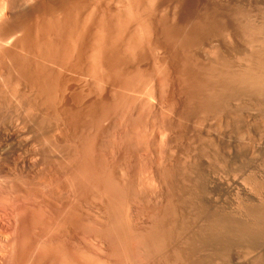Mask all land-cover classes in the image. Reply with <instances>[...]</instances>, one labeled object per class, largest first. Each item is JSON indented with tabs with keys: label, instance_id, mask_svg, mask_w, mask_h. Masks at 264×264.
<instances>
[{
	"label": "rangeland",
	"instance_id": "374dc122",
	"mask_svg": "<svg viewBox=\"0 0 264 264\" xmlns=\"http://www.w3.org/2000/svg\"><path fill=\"white\" fill-rule=\"evenodd\" d=\"M5 1H6V3H5ZM133 1L135 2V4L133 3ZM180 1H182V2H180ZM180 1L179 0H130V1L129 0H0V18H1L0 19V69H1L0 70V91L4 88L0 92V94H1L0 95L1 96L0 97V105L1 104L4 105L6 103L9 104L8 106L6 104V106H7L6 108L7 109L4 112L5 113L4 115H6L8 117V120H7V122L4 125L0 126V133H3L8 138V140L6 142L5 141L3 142L2 140H0V152H2V154H1L2 156L0 155V175H5V174L9 175L13 171L15 172V170L17 168H20L19 170H21V171L22 170L28 171L29 170L28 167L33 163V161H31L32 160L31 157H33L32 154L35 155L36 152L47 151L49 148L51 149L53 147L56 148V149H59L61 151L66 150V148L70 149V148L76 147L77 145L81 144L82 139H84L86 137V135L91 137L93 142L95 140H97L96 143L94 142V145H93V148L95 150L97 148L103 147L104 144L106 143L105 145L108 144V146H109L106 149V150H108L109 157L117 158L118 156H122L124 154V151H123L124 147L122 145V142H123L124 138L128 137L132 133L131 132L132 129H130L132 126L130 124L132 123V121H135L136 118H137L136 117V115H137V111L136 110L139 109V108H142V109L144 108L143 109L144 110L143 115L147 117V122L143 126L145 128V130H146V131H143V137L146 140V143H145L144 146H142L140 148L139 151H137L136 159H132L131 160L132 167L135 170H131L130 169L132 172H134L131 181L137 183V186L139 187L138 193L141 196V198H140V196L137 198V199H139V201L136 199L138 201L139 207H138L137 204H135V201H133V205H132V202H129V203H131V205L129 207L133 209L132 212L135 209L139 210L140 207H144L147 203L150 202V201L146 202V204H145L143 201H141L142 198H144V196H143L144 194H147L148 199L151 200L150 203H152V205L155 206V207H157L158 203L161 204V202H162L163 195L162 196H161V194L159 195L160 191L154 190L155 188L153 189V184L156 185V183L151 181V174H150V171L146 168L145 163H153L154 162V164L156 166L160 167L161 169H164L165 166H166L167 168H165L164 170L168 169L167 172H168L170 178L171 177L173 178V179L169 178L170 179L169 181H172V182H170L171 183V186H170L171 190L173 189L172 190L173 194L176 193V195H177V196L175 195L176 198H174L175 196H173V194H172V196H173L172 200L175 203L177 202L176 204L178 205V207H179V205H180V207L182 205L185 206V203H186L187 199L189 198L191 200L193 199L194 204L196 203L195 200H197L196 204H198L199 203L198 200H200L201 203L199 204V206L200 205L204 206L205 203H206V205L204 207H206V208L208 207L207 209L208 210L210 209L209 211H215V209L218 207L219 209L218 208L216 209V210H218V212L220 211V209L222 210V211H220V213H222V212H224L226 210L224 212V214H228V216H231L230 217V222L229 221H227L228 223L226 222L227 223L226 228H227L228 231H227V233L224 234L225 236L223 235V238H221L222 241L221 240L219 241L220 244L218 242L215 243L211 239L210 240L204 239L203 241H201L203 244L201 242H198L197 240H194L193 247L196 245L195 246L196 249L193 248V247L189 248V251L192 249L190 251L191 253L190 252L188 253L189 263H193V262H191V261H193V260H191L193 258V259H195V261H194L195 263H198L200 261V263H212V264L213 263L214 264H222V263L223 264L224 263L225 264H232V263L233 264H238V263L239 264H245V263L246 264H249V263L250 264H254V262H255V264H259L261 262L260 260H262L261 264H264V249H263L264 248V231H263L264 230V228H263L264 227V221H263L264 220V202H263L264 200L262 201L259 198H258L259 200H257V196L254 194L257 191H260V192L264 191L263 187H262L263 189L258 190V187L261 188L260 185L258 187H256L257 184H259V183H261L264 186V180H262V178H261V177H263V179H264V152H263L264 151V121H263L264 120V113H263L264 112V107H263L264 106V99H262L264 97L255 98V97L250 96V95H246V94L243 95L242 94V95H239V96H236V97H232L233 100L232 99H228L227 100L228 102L226 101V103H227L226 106H224L225 105L224 104L222 109H219L221 107H219L217 109L218 112L220 110L219 114H217V112H212L213 114L212 113L211 114L210 113H206L205 114L203 112L200 113L201 110H199L197 107H195L196 106L195 104L187 103L188 101H187L185 95L181 92V88L182 87H180L181 86V84H180L181 83L180 74H178V73H180V72H178L179 67H181L180 62L182 64L185 63V62H190L191 66H190L189 63H187L190 68H193L196 65L198 66L199 65L198 62H200V64H202V65L198 66L199 69H201L203 67L204 68H208V67H210V64H211V66L213 68H214V66L216 67L214 69L217 70L218 72H219V70H224V69H227V68H231L232 65H233V67H232L233 70L232 69H227V70H231V72H238V71H240V68H241V70L246 68L248 66L247 65V62L249 61V58H248L249 56L248 55L250 53V52L249 53H246V52H248L249 49L254 50L257 46L258 47L256 49H259V47L260 48L264 47L263 40L261 39L263 37V35H260L259 39H258L259 41L252 43L253 44L252 45L250 43H247L240 35L237 34V32L234 29L235 25L231 24V23H233L234 16H236V18H238V19L242 18V17H240V15L242 16V12H244V14H245V12L247 11L248 12V13L246 12V16L247 17L243 14L244 19L246 18L247 20H251L250 22L253 23V25L256 24L255 26H257V25L261 26L262 23L264 24V0H207V1L206 0H180ZM18 2H19V4H18ZM214 2H216V3H214ZM133 4L137 5V6H132ZM205 4H207V5H205ZM227 4H229V5L227 6ZM3 5L4 6L7 5L8 7H4ZM144 6H145V8L147 10L144 8ZM225 6L227 8H225ZM7 8H8V11L6 10ZM143 8H144V10H143ZM131 9H132L133 13L130 15V13L132 12ZM135 9H136V11H135ZM216 9L218 10V12L216 11ZM238 9H241V10H238ZM231 10H232V12H231ZM202 12H203V14H206V12L210 13L212 15L215 14L214 16L217 17L218 19H224L225 18V20H223V21L220 20V22H222V24L213 27L214 30L212 28L209 29V30L208 29H203V30L199 31V33H196L195 34L196 36L195 35H193V36L189 35L190 23L192 22V20L197 15L196 13H198V15L199 14L201 15ZM236 12H237V14H236ZM1 13H3V14L1 15ZM238 15H239V17H238ZM56 16L59 18L60 22L63 21L62 23H64V25H66V26H63L62 23L58 22V20L56 19ZM64 17H65V19H64ZM162 18L165 21L162 22ZM253 18H255L256 20L255 19L252 20ZM228 19H229V21H228ZM257 19H259V20H257ZM49 20H51V21H49ZM39 21H40V23H39ZM54 21L58 22V23L54 24V27L59 30V34L60 35L58 33H56V32H58V30H56V32H55V28L53 30V27H51V30H53V32L51 30H49V33L50 32L51 33L50 34L47 33L48 29H50V26L51 25L53 26ZM66 21H69V22L67 23ZM157 22H159V24H156ZM254 22H255V24H254ZM43 23H45V24L50 23L51 24V25L48 24L49 27L47 26V31L44 29L46 27H44L45 24H43ZM166 23L168 24V26L163 28L162 26H165L163 24H166ZM35 24H36V26H35ZM42 24H43L44 28L42 27ZM263 24H262V26H263ZM33 26L36 29V32L34 31L35 29H33ZM40 26H41V28H43V30H39L38 27H40ZM179 26H180V28H178ZM63 27H65V29ZM66 27H67V29H66ZM75 27H76V29H75ZM221 27H222V29H221ZM168 28L171 29L172 31L170 32V30ZM30 29H32V30L29 31ZM68 29H69L70 32L68 31ZM108 29H110V30H108ZM161 29H162V31L164 29L167 31L166 35L164 34L165 31L162 32ZM215 29L217 30V32H216ZM44 30L46 31V34L43 33V32H45ZM62 30H65V31L63 32ZM72 30H73V32H72ZM176 30L178 32H176ZM33 31L35 32V34H34ZM60 31H62V32H60ZM174 31H175V33H174ZM205 31H206L207 34L205 33ZM212 31L213 32L215 31V32L211 33ZM224 31H226L227 34H229L230 38H229V36H225L227 34H226V32L224 33ZM26 32L28 34H26ZM184 32H186V34L189 35V38H188V35H186ZM201 32H203V33L201 34ZM218 32H220V33H218ZM113 33H115V35H113ZM160 33H162V36L160 35ZM171 33H173V34H171ZM51 34L54 36V38H53V36H51ZM61 34H63V35L61 36ZM67 34H68V36H67ZM199 34H201V35H199ZM57 35H59V37H57ZM167 35H168V37L172 36V38L171 37H170L171 39L168 38ZM181 35H182V37H181ZM222 35L225 38H223ZM114 36L117 37V38L115 39ZM174 36L178 37V38H175ZM218 36H219V38H218ZM25 37H26V39L29 38L30 41H29V39L26 40ZM63 37H65V38L67 37V39H65ZM109 37H111V39ZM185 37H186V39H183ZM193 37H195V39L197 38L196 39L197 42L193 39ZM162 38H164V39H162ZM204 38H205V40H204ZM222 38L225 40L226 43L224 41H222ZM114 39L116 40L117 43H115ZM178 39H180V40H178ZM213 39H215V40H213ZM53 40H54V42H57V43H54ZM181 40L182 41L184 40V41L182 42ZM185 40L188 41L186 43L187 45L184 43ZM226 40H228V41H226ZM20 41H22V43H19ZM41 41H43V44H41L42 43ZM50 41L53 44H51ZM180 41H181L182 44H180ZM108 42H109V44H108ZM167 42H168V44H167ZM18 43L20 44V46H19ZM160 43H161L162 46L160 45ZM197 43H200V45L197 44ZM32 44H33L35 49L33 48ZM58 44L62 45V46H58ZM107 44L109 45V47L112 45L113 48H112V46L109 48ZM175 44L177 46H175ZM13 45H15V46H13ZM43 45L46 46V49L49 52H47L46 49L43 50L45 48ZM103 45H105V46H103ZM143 45H144V48L147 47L148 50L149 51L151 50V51L149 52L147 50V48L144 49ZM171 45H173V46H171ZM195 45L198 46L197 49H196ZM247 45L251 46V47L248 48ZM38 46L40 48L41 47L42 48L41 49H37V48H39ZM49 46H52V48H53V46H54V48L56 47L55 48L56 51L53 50L54 48L52 49L51 47L50 48L52 49V51H50ZM182 46H184V48ZM192 46H194V47H192ZM20 47H22V48H20ZM30 47H31V50H29ZM67 47H68V49H67ZM101 47H102V49H101ZM105 47H107V48H105ZM177 47H178V49H177ZM186 47L188 48V50H187ZM16 48H18L17 51H16ZM32 48H33V50H32ZM65 48L67 49L68 52L66 51ZM206 48H208V50H210V51H208ZM20 49H23V50H20ZM140 49H142V50L140 51ZM180 49L184 50V51L186 50L187 53H185L184 51H180ZM205 49H206V51L203 52ZM213 49H215V51H217L216 54H213V52H215ZM10 50L14 54H16V56ZM40 50H43V51H40ZM112 50H113V52H112ZM175 50H176V52H175ZM5 51H6V53H5ZM53 51H54L55 54H57V53H59V54H57V56H56L55 54H53ZM189 51H191V52H189ZM34 52H36V53H34ZM46 52H47V54H46ZM62 52H63V54H62ZM103 52H105V53H103ZM10 53H12V54H10ZM37 53L41 54L40 55L41 57H39V55ZM181 53L182 54L185 53V55H182ZM245 53H246V57L247 58L244 56ZM6 54H8V55H6ZM27 54H28V56L30 58L27 56ZM35 54H36V56H35ZM42 54L47 55V59H46L45 55L43 56ZM48 54L49 55H55V56H53V58H50ZM64 54H66V55H64ZM67 54H68V56H67ZM105 54L107 56H105ZM191 54H192L193 57L191 56ZM62 55L64 56V58H63ZM10 56H12V57L10 58ZM114 56H116V57H114ZM179 56L180 57L183 56V58H180ZM184 56H185V58H184ZM187 56H188L189 61H188V59H186ZM14 57L16 59H18V60H16ZM36 57H37L38 60H36ZM43 57H45V58H43ZM143 57H145V58H143ZM195 57H196V59H195ZM217 57H219L221 60L219 58H217ZM13 58L15 59V61H14ZM26 58H28V59L26 60ZM48 58L50 59V61H49ZM54 58L55 59L57 58V60H56L57 62H55V60H53ZM60 58H62L61 62H60ZM110 58H112V59L110 60ZM114 58H117V61ZM190 58H192V60L193 59L194 60L190 61ZM216 58L218 59L217 62H215ZM2 59H3L4 62L2 61ZM19 59H22V61L19 60ZM33 59L36 60V61L35 62H33V61L30 62V60H33ZM39 59H41V60H39ZM42 59L43 60L45 59V61H44V65L45 66L42 63V61H43ZM77 59H79V60H77ZM118 59H120V60L118 61ZM123 59H124V61H121ZM245 59H248V60L245 61ZM62 60H64V61H62ZM225 60H226L227 63L225 62ZM237 60H239V61H237ZM53 61L56 63V65L52 66V69H51V67H49V66L53 65ZM220 61L223 62V64ZM39 62H40V64H39ZM127 62H129V63H127ZM191 62L194 63V66L192 65ZM224 62H225V64H224ZM37 63H38V65H36ZM27 64H29L31 66L28 65L27 67H25ZM34 64H35V68L37 67L36 71L38 73H34V72H36V71H34L35 69L33 68ZM62 64L64 65L65 68L63 67ZM117 64H118V66H117ZM130 64H132V66ZM208 64H209V66H208ZM219 64L227 65L228 67L227 66H222V68H221V65H219ZM5 65L7 67H5ZM40 65H43L44 67L40 66ZM216 65H219L220 68L218 66H216ZM229 65H231V67ZM113 66H114V68H116V71H117L118 74H115L116 71H114L115 69L112 68ZM197 66L195 68H197ZM28 67H29V69H28ZM31 67L34 70H32ZM39 67H42V69L47 67L46 71H44L45 69L42 70L44 72V74H43V72L41 70H38ZM117 67H119V69ZM108 68H109V70H108ZM24 70L25 71L27 70L28 72H30L31 73V77H29L30 73H27V71L25 72ZM40 71L42 72L43 75L40 74L41 73ZM55 71H58V72L56 73ZM110 72L112 73V75H111ZM139 72H140V74H139ZM53 73H56V74H53ZM34 74H36L39 77L38 78L39 80L36 78L37 76L34 75ZM46 74L49 75L50 77L49 76L47 77ZM51 74H52V76H51ZM130 74H132V75L130 76ZM25 75H26V77H25ZM55 75L58 77V79H56L57 77H54ZM107 75H108V77H107ZM115 75L120 76L121 78L120 77H115ZM161 75H164V76L161 77ZM40 77H42L41 79L45 78L44 81H46V78H47V81H46L47 84L44 83L45 85L43 86V84H42L43 80H41V83L39 82L40 81ZM141 77H143V78H141ZM33 78H35V80H33ZM108 78H110V81H109ZM169 78H171V80ZM27 79H31V80H33V82L35 81V83H33L32 81L29 80L30 83H31V85H30L31 88L28 87L29 81ZM51 79L52 80L54 79L53 80L54 82ZM118 79H119V81H118ZM133 79H135V81ZM137 79H139L140 81H138ZM19 80H21V81H19ZM37 80H38V84H39L38 86H37ZM49 80H51V81H49ZM123 80L125 81V83H123ZM165 80H166V82H165ZM112 81H114V82H112ZM117 81H118V83H117ZM136 81H138V82H136ZM51 82H52V84H51ZM132 82L134 83L133 86L130 85V84H132ZM18 83L20 84V86H19ZM143 83H145V84H143ZM165 83H166V85H165ZM32 84L34 85L33 86V88L35 90V91L33 90L34 93L31 90V89H33L32 88ZM14 85H16V86H14ZM47 85H50V87L47 86ZM119 85H120V87H119ZM42 86L43 87L47 86V88H48V89H46L47 93H45L46 91H43V93L40 92L41 95L44 94L43 96H41L39 94V92H38L40 87H42ZM126 86H127L128 89L126 88ZM160 86H161V88H160ZM6 87L9 88L8 91H6L7 90ZM14 87H17V88H14ZM163 87H165V88L163 89ZM11 88L14 91L17 89L15 91V93L11 90ZM114 88H116V90ZM28 89L30 90V92H29ZM10 90L13 92V96L11 95L12 93L10 94ZM141 90H142V92H141ZM123 91H125V93H126V96H125L126 99L123 97L125 95V93H123ZM115 92H116V95H115ZM160 92H162L163 94L160 93ZM7 93H9V95ZM27 93H31V94H29V96L32 95L33 98L35 97L33 101H32L33 98L29 97ZM35 93H36V96H33V95H35ZM130 93H131V95H130ZM4 94L7 96L6 100L3 99V102H5V103L2 102V98L5 97ZM119 94H121V95H119ZM160 94L162 96L163 95L167 96V97L163 96V98H165L166 100L165 99L161 100L162 97H159ZM14 95H15V97H14ZM10 96L13 97L14 99H11ZM129 96H130V98H129ZM121 97H122V101H121V99H119ZM137 97H139V98H137ZM30 98H32V99H30ZM20 99H21L22 104H20L21 102L18 101ZM50 99H52L53 101H50ZM118 100H120V102ZM169 100H171V101H169ZM15 101H16V103L18 102L19 105L18 104L17 105L20 106L21 108L15 105L16 104ZM26 101H29V102H26ZM44 101H47V102H44ZM254 101H256V104H253V103H255ZM9 102H11V103H9ZM33 102H35L38 107L36 105H34ZM50 102H51V104L52 103L53 104L51 105ZM54 102H55V104H54ZM159 102H160V104H159ZM238 102H240V103L238 104ZM245 102H247V103H245ZM25 103H27V104L25 105ZM109 103H110V105H109ZM126 103L128 104V106L126 105ZM12 104H14V105H12ZM113 104H116V105L113 106ZM246 104L247 105L249 104L250 107L247 106ZM29 105H30V109H29ZM43 105H44V107H42ZM53 105H55V106H53ZM111 105H112V107H111ZM121 105H122V108H121ZM141 105H142V107H141ZM12 106H14V107H12ZM105 106H107L108 108L107 107L105 108ZM115 106H118V107H115ZM169 106H170V108H169ZM238 106L240 108H237ZM244 106H246V107H244ZM41 107H42V109H41ZM49 107L51 109H49ZM134 107H135L136 110L133 109ZM224 107H225V110H224ZM241 107H243V108H241ZM18 108H19V110L21 109L19 114H22V115H19L17 113L19 111V110H17ZM39 108L41 110H38ZM116 108H118V109H116ZM124 108H127L128 114L126 113L127 110L125 111ZM147 108L149 109L150 112L148 111ZM26 109H27V112L29 110L28 113L27 112L24 113ZM31 109H32V111H31ZM34 109H35V112H34ZM46 109H48V112H47ZM52 109L53 110L56 109L54 112L57 111L58 114L57 113H53ZM100 109H102V110H100ZM119 109L121 110V112H119L120 111ZM22 110L24 112H22ZM36 110L39 111V112H36ZM50 110H51V112H50ZM109 110H111V111L108 113L107 111H109ZM226 110H228V111H226ZM42 111H44L45 113L47 112L48 115L45 114ZM234 111H235L236 115L234 114ZM14 112H15V115H13ZM40 112L44 116L50 117V120H48L49 119L48 117L47 118L43 117V115ZM101 112L104 114L105 119H103L104 117H102L103 114ZM243 112H245V113H243ZM250 112H253L255 114L250 113ZM29 113H30V115H32V117L29 116ZM123 113L125 115H123ZM144 113H146V114H144ZM24 114H25L26 117L24 116ZM50 114L53 117L54 116L55 117L53 118ZM207 114H209V115L206 116ZM123 116H125V117H123ZM129 116H131V117H129ZM252 116H254V117L252 118ZM56 117H57V119H56ZM213 117L214 118L216 117L217 119L216 118L214 119ZM21 118H24V119H21ZM42 118H45V120L42 119ZM59 118H61V120ZM122 118H124V119H122ZM130 118H132V119H130ZM254 118H256L257 120L254 119ZM11 119H13V120H11ZM46 119H47L48 124H47V122H45ZM53 119H55V122L56 123L58 122V123L53 125L55 123ZM58 119H59V121H58ZM155 119H156V121H155ZM226 119H229L228 121H231L232 123L231 122L227 123ZM234 119H236V120H234ZM29 120H32V121H29ZM35 120H36V122H35ZM98 120H99V122H97ZM124 120H125V123H124ZM130 120H131V122H130ZM246 120H247V122H246ZM254 120H256V121H254ZM42 121H44V122H42ZM118 121H120V122H118ZM223 121H225V122H223ZM50 122H52V123H50ZM93 122H94V124H93ZM128 122H129V124H127L128 125L127 126L126 123H128ZM212 122H214V123H212ZM218 122L221 123V125ZM21 123H22V125H21ZM91 124H93V125L91 126ZM120 124H122V125H120ZM212 124H213V126H212ZM50 125L54 126V128L51 127ZM99 125H101V127H99ZM229 125H230V128H228ZM242 126H244V127H242ZM56 127H58V128H56ZM62 127H63V129H62ZM224 127H225V129H224ZM258 127H260V128L258 129ZM8 128H9V132H8ZM10 128L12 130H13V128H16V129L19 130V132L16 129H14L13 130L14 132H13ZM37 128L38 129L40 128V129L36 130ZM21 129L22 130L24 129L25 131L24 130L22 131ZM45 129H47V130H45ZM50 129H52V130H50ZM60 129H62V130L59 131ZM125 129H126V131H125ZM129 129H130V131H129ZM204 129H205L206 132L204 131ZM219 129L221 130V132H220ZM10 130H11L12 133L10 132ZM53 130H55V131H53ZM67 130H68V132H67ZM209 130H211V131H209ZM239 130H240V132H239ZM258 130H259V132H258ZM50 131H52V132H50ZM76 131H78V132L76 133ZM48 132L52 133L51 136H50V134ZM54 132H56V133L54 134ZM57 132L60 135H58ZM211 132H212V134H211ZM231 133H233V134H231ZM236 133H238V135ZM89 134H91V136ZM55 135H56V137H55ZM57 135H58V137H57ZM67 135H69V136L66 139ZM93 135H94V138H93ZM118 135H119V137H118ZM221 135L224 136V137H222ZM21 136H22V138H21ZM59 136H60V138H59ZM72 136L74 138H72ZM75 136L78 139V140H76L77 142L74 141L76 139ZM95 136H96V138H95ZM230 136H232V137H230ZM257 136L259 137V139H258ZM53 137H55V139ZM120 137H121V139H120ZM211 137H212L213 140L211 139V141H210L209 139ZM234 137H235V140H234ZM30 138L33 139V140H31ZM35 138H36L37 141H35ZM51 138H53L54 140L51 139ZM248 138L250 140V143L252 142L251 144L253 146H256V147H253L251 145V147H253V148H251L248 145V143H249ZM260 138H261V140H260ZM109 139H110V142H112L111 143L112 145L115 143L114 148L110 144ZM241 139H243V140H241ZM40 140H41V142H40ZM55 140H57L58 142L56 141V143H55L54 142ZM62 140L63 141L65 140V141L63 142ZM113 140H114V142H113ZM198 140H200V141H198ZM214 140H215V142H214ZM59 141H60V143H59ZM71 141H72V144H71ZM78 141H80V142L78 143ZM202 141H203V143H202ZM206 141H207V143H204ZM73 142L74 143L76 142L75 144H77V145H75ZM103 142H105V143H103ZM199 142H201L200 144H202L201 147H200ZM209 142H211V143H209ZM212 142H214V143H212ZM253 142H256V143H253ZM34 143H35V145H34ZM101 143H103V144H101ZM48 144H50V145H48ZM117 144H118V146H117ZM208 144H210L213 149ZM63 145H65V146L63 147ZM120 145H121V147H120ZM246 145H248L250 147V149L248 148V146L246 147ZM257 145H259V146H257ZM49 146H51V147H49ZM214 147H215V149H214ZM245 148H247L246 151H248V150L252 151L254 149L253 150L254 153L251 152V151L246 152ZM200 149H203L205 152L204 151H200ZM208 149H211V150H208ZM229 149H230V151H229ZM27 150H28V153H27ZM29 150H30V152H29ZM218 150H220L221 152L218 151ZM169 151H171V152H169ZM209 151H211L210 153L212 155L211 154L209 155ZM213 151H214V153H213ZM216 151H217V153L220 152V153H223V154L219 153L221 156L219 154L217 155ZM227 151L230 154L231 153L232 154L230 155ZM238 151L240 152V154H239ZM10 152H11V154H10ZM202 152H204V154ZM225 152H227V154ZM249 152H251V153H249ZM215 154H216V156H215ZM224 154H226V155H224ZM206 155H208V156H206ZM213 155H214V157H211ZM223 156L224 157L225 156L230 157V159L225 157L228 161H226V162L223 161L222 162V160H226ZM250 156L253 157V158H251ZM209 157L214 162L215 166L212 164L213 162L211 160H210V162H212V163H209V162L206 161V160H209L208 159ZM215 157H218L216 159L218 161L220 160L222 162V164L225 165V166H223L220 161L218 162L220 166L222 165L225 168V172L224 173L221 172V171H224L223 167H222L223 168L222 170H221V168H218L220 166L217 165V160L215 159ZM246 157H248V158L250 157V159H248V158L246 159ZM256 157H258V158H256ZM220 158H222V160ZM233 158H236V159H233ZM13 159H15V160H13ZM241 159H243L242 163H241ZM251 159H253V160H251ZM214 160H216V162ZM229 160H230V162H229ZM235 160H236V162H235ZM200 161H201V163H200ZM205 161L207 163H205ZM250 161H253L254 163L251 162V165H250L249 164ZM228 162L229 163L233 162V163H236L237 165H239V164L240 165H239V167H237L235 164L233 165V163H232V165H229ZM225 163H228V165H229L228 167L232 171H233L232 166L233 167L234 166L237 167L238 170H237V168L236 169L234 168L233 172L230 171V169L228 167H226L227 165ZM182 164H183V166H181ZM244 164H245V167L243 166ZM255 164L256 165L259 164V165L256 166ZM5 165H7V166H5ZM190 165H192V166H190ZM198 165H200V167ZM207 165H208L209 168L207 167ZM210 166L213 167V168L211 169ZM247 166H248V168H247ZM251 166H252V168H251ZM21 167H23V168H21ZM194 167H196V168H194ZM203 167H205L204 168L205 170L202 169ZM241 167L243 168V170H242ZM259 167L262 168V169H259ZM227 168H228V170H226ZM245 168H247V169L244 170ZM254 168L257 169L256 170V177L260 178L259 179L260 181L256 177L255 178L251 177V176L255 175V169ZM169 169H171V170H169ZM218 169H220L219 172H221L223 175L225 173H227V175H229V174H231V172H232V174H231V176H229V178H227L226 177L227 175L225 174L224 175L225 178H224V176L221 173L216 172V171H218ZM249 169H250L251 172L254 171L253 173H250V171H249V174H251V175L248 174V170ZM252 169H254V170L252 171ZM4 170H5V172H4ZM214 170H215L216 173H212V171L214 172ZM239 170H241V171H239ZM261 170H263V171H261ZM194 171H195V173H194ZM198 171H200L201 173L198 172ZM245 171H246V173H245ZM174 172H175V174H174ZM193 173L195 174V176L193 175ZM208 173H209V176H207ZM233 173H234V175H233ZM237 173H239L240 176L236 175ZM257 173L259 174L258 176H257ZM215 174H217V177H216ZM211 175H213V177ZM220 175H221V177H220ZM247 175L250 176V177H247ZM174 176H175V178H174ZM234 176L235 177L238 176L239 179L243 176L244 179H246V180H243V177H242V180L241 179L239 180L236 177L235 179H237V180L235 181L234 180ZM180 177H182V178H180ZM219 178H221V179H219ZM223 178L226 180L227 183H229V185L225 184V180ZM247 178L248 179L249 178H251V179L254 178V180L249 179V181H248ZM211 179H212V181H211ZM256 179L259 182L255 181ZM181 180H183L182 183H181ZM214 180H216L218 183L216 181H214ZM223 180H224V182L222 183L221 181H223ZM199 181H201V182L198 183ZM205 181H207V182H205ZM243 181L245 182L244 186L246 185L245 186L246 188H244V186L241 185V184L244 183ZM246 181H248V183ZM250 181H252V182L250 183ZM150 182H152V183L150 184ZM213 183L215 184L214 186H213ZM249 183L251 185H249ZM252 183H254V184L252 185ZM172 184L173 185H177L178 184V185L176 187V186H173ZM209 184H210V186H209ZM230 184H231V187H230ZM235 184H237L236 186L237 187L239 186V187L236 188V186H234ZM149 185H151L150 187H152L151 188L152 190H149L150 189ZM195 185H197V186H195ZM199 185H200V187L202 188L203 191L202 190L199 191V189H201L199 187ZM204 185L206 186V188L204 187ZM248 185H249V187H247ZM232 186H234V189L232 188ZM251 186H253L252 187L253 191H251L252 190ZM186 187H188V188H186ZM228 187H230V188H228ZM210 188H211V190H210ZM225 188H227V189H225ZM255 188H257L256 191H254ZM176 189H177V191H176ZM188 189H189V191H188ZM192 189H193V192H192ZM215 189H216V191H214ZM244 189H245L246 192L244 191ZM147 190H149L150 192L147 191ZM180 190H182V191H180ZM195 190L197 191V193L195 192ZM204 190L205 191L209 190L211 192H213V191L214 192L210 194V192L207 191V195H208V193H209V195L206 196V193H204ZM225 190H227V191H225ZM228 190H230V191H228ZM231 190H233V192H235L237 190L240 194L238 192L232 193ZM154 191H156V192H154ZM198 192L201 193V194H199ZM260 192H258V193H260ZM177 193L179 194V196H178ZM180 193H182V194H180ZM193 193H194V195L196 193L195 199H194V196H191ZM219 193L220 194L222 193V194L218 195L217 198L218 199H222V200L217 201L218 199L214 198V197H216L215 195H217ZM229 193H231L232 195L231 194L229 195ZM248 193H249V195H248ZM250 193H253V195H251ZM223 194L226 196L225 200L228 199L227 197H229L230 200L228 199L227 201H225ZM233 194H234V196H233ZM261 194L264 196V192L261 193ZM180 195H182V196L180 197ZM184 195H186V197ZM187 195H189V197ZM237 195H238V197L241 196L239 198L241 201L239 200V201H236L238 203H234V200L238 199ZM231 196H233V198H231ZM158 197H160V198H158ZM177 197H179L180 199L178 198V200H177ZM183 197L186 198V199L184 198L186 201H184ZM242 197H243V199H242ZM207 198H209V200ZM211 198H212V200H211ZM205 199H206V201H204ZM232 199H234V200H232ZM179 200L182 201L181 204H180ZM210 200H211L212 203L210 202ZM230 201H231L232 204H235V205L232 206ZM140 202H143L145 205L140 204ZM223 202H224V204H223ZM227 203H228V205H227ZM207 204H209V205H207ZM213 204H216V205L218 204L220 207L219 206L215 207L216 205L214 206ZM252 204H253V206H252ZM150 205L151 204H147L145 207H151ZM133 206H135V207H133ZM184 206H182V209L184 208ZM224 207H226V208H224ZM229 207L230 208L231 207L234 208V209L231 208L232 212H231ZM248 207H249V209H248ZM92 209L94 210L93 207L91 209L89 208L88 210L90 211ZM93 210L90 211V212L88 211V213H86L85 216L89 215V217H92ZM237 210H239V211L241 210V211L240 212L238 211V213H236ZM94 214H95V211H94ZM129 214L132 217L133 215L135 216V214H137V213H136V210H135L132 213V215H131V211L129 212ZM229 214H231V215H229ZM249 214H250V216H249ZM236 215H238V216H236ZM242 215H244V216H242ZM234 216H236V217H234ZM259 216H261V217H259ZM240 217H241V220H240ZM234 219H236L237 221L234 220ZM254 219L257 221L258 224L256 223V221ZM246 221H248V222H246ZM241 222H243V223H241ZM231 223H232V225H230ZM240 224L241 225L243 224V225L241 226ZM248 224H249L250 228L248 227ZM262 224H263V226H262ZM234 226L235 227L238 226L239 228L236 227V229H234ZM244 226H246V227L244 228ZM246 228H249V229H246ZM243 229H244V231H245V229L248 230V231H245L246 233H244ZM236 231H237V233H236ZM232 232H234V233H232ZM249 232H251V234ZM240 233H242V234H240ZM233 236H234V238H233ZM260 237L262 238L261 240H260ZM254 238L257 239V240H255ZM242 239H244V240H242ZM85 240H87V239L85 238ZM234 240H236V241H234ZM241 240H242V242H241ZM208 241H210L212 243V245L209 244L210 242H208ZM252 242H254V243H252ZM82 243H85V244H82ZM87 243H88L87 241L81 242V245H79V246H83V245L84 246L80 247V249H83L85 251H89L90 249H89V246H87ZM198 243H201V244H198ZM206 243L208 245H210V246H207ZM234 243H236V244L233 245V247H232V244H234ZM250 243H251L252 246L249 245ZM216 244H218V245H216ZM223 244H224V246H223ZM237 244L238 245L241 244V246L239 245L240 248L237 246ZM228 246H230V248ZM246 246H248V247H246ZM201 248H202V250H200ZM210 248L212 250H209ZM216 248H217V250H216ZM234 248H236V253H234L235 252ZM245 248H246L247 252L249 251L248 255H247V253L245 251ZM227 249L228 250L230 249V250L226 251ZM239 249H242V250H239ZM243 249H244V252H241V251H243ZM252 249H253V251H252ZM261 249H263L262 250L263 254L261 252ZM221 250H223V251H221ZM216 251H217V253H216ZM222 252L224 253V255L225 254L226 255L224 256ZM239 252H241V253H239ZM208 253H210V254H208ZM233 253H234V255H233ZM212 254H217V255H215V256L213 255L212 256ZM243 254L245 255V258L243 256ZM249 254H251L252 257H250ZM252 254H255V255L253 256ZM205 255L207 256L206 259H205ZM209 255L211 256V259H209L210 258ZM227 255H229V256H227ZM230 255H231V257H230ZM202 256H204V257H202ZM232 256H233V258H232ZM262 256H263V258H262ZM213 257H214V260H212ZM236 258H238L240 261L238 259L234 260ZM244 259H245V262H243ZM257 259H259V261ZM205 260H206V262H204ZM209 260H210V262H209ZM215 260H217V261H215ZM227 260H229L230 263ZM241 260H243V261H241Z\"/></svg>",
	"mask_w": 264,
	"mask_h": 264
},
{
	"label": "bare ground",
	"instance_id": "6f19581e",
	"mask_svg": "<svg viewBox=\"0 0 264 264\" xmlns=\"http://www.w3.org/2000/svg\"><path fill=\"white\" fill-rule=\"evenodd\" d=\"M130 1V0H129ZM180 1V0H179ZM207 1V0H206ZM132 2V1H131ZM130 2V3H131ZM182 2V1H180ZM217 2V1H216ZM214 2V3H216ZM6 3V1H5ZM4 3V4H5ZM133 3L135 4V2L133 1ZM139 3V2H138ZM19 4V2H18ZM132 5V6H137V5ZM140 4V3H139ZM176 5V4H175ZM207 5V4H205ZM229 4H227L228 6ZM4 6V5H3ZM14 6V5H13ZM131 6V5H130ZM218 6V5H217ZM236 6V5H235ZM4 7H8L7 5L4 6ZM3 7V8H4ZM204 7V6H203ZM219 7V6H218ZM239 7V6H238ZM132 8V7H131ZM139 8V7H138ZM145 8V6H144ZM143 8V10H144ZM177 8V7H176ZM225 8H227L225 6ZM232 8V7H231ZM11 9V8H10ZM21 9V8H20ZM146 9V8H145ZM212 9V8H211ZM8 11V8L6 9ZM147 10V9H146ZM228 10V9H227ZM238 10H241V9H238ZM132 11V9H131ZM136 11V9H135ZM216 11L218 12V10L216 9ZM243 11V10H242ZM204 12V11H203ZM202 14L198 15V13H196L197 15L195 16V18L192 20V22L190 23V28H189V35H195L196 33H199V31L203 30V29H213V27L215 26H218L220 24H222V22H220V20H225L224 19H218L217 17H215L214 15L210 14V13H207L206 14ZM220 12V11H219ZM232 12V10H231ZM240 12V11H239ZM247 12V11H246ZM246 12L244 14V12H242V16L240 15V17L242 18H236V16H234L233 18V23L231 24H234L235 25V31L237 32L238 35H240L247 43H254V42H257L259 41V36L260 35H263V37L261 38L263 40V43H264V24L262 26H255V22L253 25V23H251L250 21L251 20H247L246 18L244 19V16L243 14L246 16ZM133 13V11L130 13V15ZM229 13V12H228ZM248 13V12H247ZM3 13H1L2 15ZM51 14V13H50ZM49 14V15H50ZM218 14V13H217ZM237 14V12H236ZM235 14V15H236ZM241 14V13H240ZM55 15V14H54ZM148 15V14H147ZM222 15V14H221ZM227 15V14H226ZM232 15V14H231ZM252 15V14H251ZM4 16V15H3ZM69 16V15H68ZM165 16V15H164ZM192 16V15H191ZM5 17V16H4ZM44 17V16H43ZM63 17V16H62ZM72 17V16H71ZM222 17V16H221ZM220 17V18H221ZM239 17V15H238ZM247 17V16H246ZM256 17V16H255ZM263 17V16H262ZM50 18V17H49ZM147 18V17H146ZM230 18V17H229ZM1 19V18H0ZM48 19V18H47ZM56 19L58 20V22H60L59 18L56 16ZM61 19V18H60ZM65 19V17H64ZM72 19V18H71ZM241 19V20H240ZM255 18H253L252 20H254ZM42 20V19H41ZM55 20V19H54ZM68 20V19H67ZM70 20V19H69ZM256 20V19H255ZM259 20V19H257ZM3 21V20H2ZM51 21V20H49ZM53 21V20H52ZM165 21L163 18H162V22ZM168 21V20H167ZM229 21V19H228ZM263 21V20H262ZM48 22V21H47ZM58 22H55L53 23V26L48 23L50 26V29H48L47 31V26L49 27L48 24H45L44 28L43 27V24H42V27L47 31V33H49V30H51V27H53V30H54V24L58 23ZM63 22V21H62ZM60 22V23H62ZM67 23L69 21H66ZM161 22V21H160ZM226 22V21H225ZM253 22V21H252ZM259 22V21H258ZM3 23V22H2ZM40 23V21H39ZM52 23V22H51ZM38 24V23H37ZM63 26H66L64 25V23H62ZM156 24H159V22H157ZM162 24V23H161ZM167 24V23H166ZM163 24L165 26H162L163 28L167 27L168 24ZM224 24V23H223ZM58 25V24H57ZM61 25V24H60ZM172 25V24H171ZM228 25V24H227ZM233 25V26H234ZM3 26V25H2ZM31 26V25H30ZM36 26V24H35ZM59 26V25H58ZM62 26V25H61ZM178 26V25H177ZM181 26V25H180ZM180 26L178 28H180ZM222 26V25H221ZM225 26V25H224ZM32 27V26H31ZM74 27V26H73ZM153 27V26H152ZM157 27V26H156ZM171 27V26H170ZM175 27V26H174ZM220 27V26H219ZM227 27V26H226ZM37 28V27H36ZM39 30H43V28L38 27ZM41 28V29H40ZM65 29V27H63ZM62 28V29H63ZM161 28V27H160ZM184 28V27H183ZM188 28V27H187ZM217 28V27H216ZM228 28V27H227ZM6 29V28H5ZM33 29L34 26H33ZM67 29V27H66ZM71 29V28H70ZM73 29V28H72ZM76 29V27H75ZM167 29V28H166ZM169 29V28H168ZM174 29V28H173ZM182 29V28H181ZM222 29V27H221ZM32 29H30L29 31H31ZM44 30V31H45ZM53 30H51L53 32ZM56 30H58L57 28H55V32ZM110 30V29H108ZM113 30V29H112ZM170 32L172 31L171 29H169ZM175 30V29H174ZM187 30V29H186ZM214 30V29H213ZM216 30V29H215ZM226 30V29H225ZM233 30V29H232ZM28 31V32H29ZM36 32V29L34 30ZM33 31V32H34ZM46 31L43 32L46 34ZM63 32L65 30H62ZM60 31V32H62ZM67 31V30H66ZM69 31V29H68ZM67 31V32H68ZM160 31V30H159ZM162 31V29H161ZM160 31V32H161ZM163 31H165V35L167 33V31L164 29ZM162 31V32H163ZM222 31V30H221ZM234 31V32H235ZM5 32V31H4ZM34 32V34H35ZM39 32V31H38ZM70 32V31H69ZM73 32V30H72ZM76 32V31H75ZM169 32V31H168ZM169 32V33H170ZM176 32H178L176 30ZM215 32V31H214ZM213 31L211 33H214ZM217 32V30H216ZM226 31H224L225 33ZM235 32V33H236ZM2 33V32H1ZM8 33V32H7ZM30 33V32H29ZM41 33V32H40ZM51 33V32H50ZM49 33V34H50ZM59 34V30L58 32H56ZM175 33V31H174ZM186 34V32H184ZM183 33V34H184ZM203 32H201L202 34ZM206 33V31H205ZM220 33V32H218ZM223 33V32H222ZM221 33V34H222ZM223 33V34H224ZM26 34H28L26 32ZM109 34V33H108ZM173 34V33H171ZM177 34V33H176ZM180 34V33H179ZM184 34V35H185ZM199 34V35H201ZM207 34V33H206ZM205 34V35H206ZM227 34V32H226ZM233 34V33H232ZM37 35V34H36ZM44 35V34H43ZM48 35V34H47ZM56 35V34H55ZM60 35V34H59ZM59 35H57V37H59ZM63 34H61L62 36ZM71 35V34H70ZM69 35V36H70ZM113 35H115V33H113ZM160 35L162 36V33H160ZM188 35V34H186ZM189 35H188V38H189ZM198 35V36H199ZM204 35V36H205ZM219 35V34H218ZM225 35V34H224ZM24 36V35H23ZM51 36H53L51 34ZM68 36V34H67ZM72 36V35H71ZM196 36V35H195ZM203 36V35H202ZM210 36V35H209ZM213 36V35H212ZM220 36V35H219ZM218 36V38H219ZM223 36V35H222ZM225 36H229V34L225 35ZM235 36V35H234ZM30 37V36H29ZM33 37V36H32ZM38 37V36H37ZM56 37V36H55ZM56 37V38H57ZM115 37V36H114ZM166 37V36H165ZM168 37V35H167ZM172 38V36H170ZM168 37V38H170ZM175 37V36H174ZM182 37V35H181ZM184 37V36H183ZM201 37V36H200ZM44 38V37H43ZM54 38V36H53ZM52 38V39H53ZM65 38V37H63ZM69 38V37H68ZM111 39V37H109ZM117 37H115L116 39ZM170 38V39H171ZM175 38H178V37H175ZM191 38V37H190ZM208 38V37H207ZM223 38H225L223 36ZM222 38V41L225 42V40ZM230 38V36H229ZM228 38V39H229ZM23 39V38H22ZM26 39V37H25ZM29 39V38H27ZM26 39V40H27ZM39 39V38H38ZM67 39V37L65 38ZM109 39V40H110ZM114 39L115 43L116 40ZM158 39V38H157ZM164 39V38H162ZM169 39V40H170ZM182 39V38H181ZM183 39H186L183 38ZM192 39V38H191ZM190 39V40H191ZM193 39L196 41L195 37H193ZM221 39V38H220ZM219 39V40H220ZM235 39V38H234ZM55 40V39H54ZM53 40V42H54ZM108 40V41H109ZM168 40V41H169ZM180 40V39H178ZM193 40V41H194ZM205 40V38H204ZM215 40V39H213ZM231 40V39H230ZM30 41V39H29ZM175 41V40H174ZM182 41V40H181ZM180 41V44H182ZM184 41V40H183ZM182 41V42H183ZM228 41V40H226ZM238 41V40H237ZM240 41V40H239ZM39 42V41H38ZM42 42V43H41ZM40 43L43 44V41H41ZM66 42V41H65ZM64 42V43H65ZM157 42V41H156ZM177 42V41H176ZM188 41L185 40V44L187 43ZM191 42V41H190ZM197 42V41H196ZM211 42V41H210ZM242 42V41H241ZM19 43H22V41H20ZM18 43V44H19ZM33 43V42H32ZM39 43V44H40ZM46 43V42H45ZM49 43V42H48ZM51 44H53L51 41H50ZM54 43H57V42H54ZM111 43V42H110ZM113 43V42H112ZM179 43V42H178ZM194 43V42H193ZM226 43V42H225ZM245 43V42H244ZM246 43V44H247ZM60 44V43H59ZM58 46H62V45H59ZM109 44V42H108ZM107 44V45H108ZM114 44V43H113ZM157 44V43H156ZM168 44V42H167ZM166 44V45H167ZM200 45V43H197ZM46 45V44H45ZM48 45V44H47ZM56 45V44H55ZM65 45V44H64ZM116 45V44H115ZM161 45V43H160ZM174 45V44H173ZM171 45V46H173ZM187 45V44H186ZM191 45V44H190ZM193 45V44H192ZM202 45V44H201ZM253 45V44H252ZM15 46V45H13ZM20 46V44H19ZM26 46V45H25ZM33 46V44H32ZM44 46V45H43ZM67 46V45H66ZM105 46V45H103ZM112 46V45H111ZM110 46V47H111ZM140 46V45H139ZM162 46V45H161ZM175 46H177L175 44ZM179 46V45H178ZM196 46V45H195ZM248 46V45H247ZM257 46V45H256ZM17 47V46H16ZM39 47V46H38ZM45 48L43 50L46 49V46H44ZM52 48V46H49V48ZM65 47V46H64ZM63 47V48H64ZM109 47V45H108ZM109 47V48H110ZM116 47V46H115ZM142 47V46H141ZM181 47V46H180ZM184 48V46H182ZM189 47V46H188ZM194 47V46H192ZM191 47V48H192ZM198 46H196V49H197ZM205 47V46H204ZM219 47V46H218ZM246 47V46H245ZM251 47V46H248V48ZM258 47V46H257ZM256 47V48H257ZM9 48V47H8ZM11 48V47H10ZM19 48V47H18ZM16 48V51L17 49ZM22 48V47H20ZM26 48V47H25ZM34 48V46H33ZM32 48V50H33ZM42 48V47H41ZM40 47L37 48V49H41ZM50 48V51H52V49ZM56 48V47H55ZM53 49L56 51V49ZM62 48V49H63ZM107 48V47H105ZM113 48V46H112ZM143 48H144V45H143ZM147 48V47H146ZM144 48V49H146ZM162 48V47H161ZM187 48V47H186ZM254 48V47H253ZM252 48V49H253ZM254 49V50H251L249 49L248 52L246 53H249V61L247 62V67L242 69L240 68V71L238 72H231V70H227V69H232L231 65H229L231 68H227V69H224V70H219V72L217 70H215L214 68H216L214 66V68L211 66L210 64V67L208 68H201L199 69L198 66L202 65L199 63V65L197 66V68L193 67V68H190L188 66L187 63L190 64V62H185V63H181V67H179L178 69V74H180V81H181V92L185 95L186 99H187V103L189 104H195L194 106L197 107L201 112L203 113H212V112H217V114H219V112L217 111V109L219 107V109H222L223 108V105L226 106L227 103L226 101L228 99H232V97H236V96H239V95H250V96H253L255 98H261V97H264V47H259V49ZM15 49V48H14ZM29 49V48H28ZM35 49V48H34ZM66 49V48H65ZM68 49V47H67ZM66 49V51H67ZM102 49V47H101ZM104 49V48H103ZM150 49V48H149ZM166 49V48H165ZM176 49V48H175ZM178 49V47H177ZM190 49V48H189ZM200 49V48H199ZM208 50V48H206ZM206 49L203 51L205 52ZM221 49V48H220ZM4 50V49H3ZM20 50H23V49H20ZM31 50V47L30 49ZM43 50H40V51H43ZM47 50V49H46ZM58 50V49H57ZM84 50V49H83ZM109 50V49H108ZM115 50V49H114ZM142 49H140L141 51ZM148 50V48H147ZM188 50V48H187ZM212 50V49H211ZM215 51V49H213ZM217 50V49H216ZM11 51V50H10ZM14 51V50H13ZM59 51V50H58ZM57 51V52H58ZM106 51V50H105ZM111 51V50H110ZM149 51V50H148ZM151 51V50H150ZM149 51V52H150ZM174 51V50H173ZM180 51H184V50H181ZM193 51V50H192ZM197 51V50H196ZM210 51V50H208ZM12 52V51H11ZM39 52V51H38ZM47 52H49L47 50ZM46 52V54H47ZM64 52V51H63ZM62 52V54H63ZM68 52V51H67ZM66 52V53H67ZM84 52V51H83ZM113 52V50H112ZM115 52V51H114ZM176 52V50H175ZM185 53H187V51L185 50L184 51ZM191 52V51H189ZM202 52V53H203ZM217 51L213 52V54H216ZM6 53V51H5ZM13 53V52H12ZM10 53V54H12ZM25 53V52H24ZM36 53V52H34ZM45 53V52H44ZM85 53V52H84ZM105 53V52H103ZM110 53V52H109ZM140 53V52H139ZM183 53V52H182ZM181 53V54H182ZM182 54V55H185ZM246 53L244 54V56L246 57ZM2 54V53H1ZM14 54V53H13ZM21 54V53H20ZM38 54V53H37ZM50 54V53H49ZM48 54V55H49ZM53 54L54 51H53ZM59 54V53H57ZM57 54H55L57 56ZM61 54V53H60ZM79 54V53H78ZM77 54V55H78ZM83 54V53H82ZM113 54V53H112ZM111 54V55H112ZM116 54V53H115ZM114 54V55H115ZM180 54V53H179ZM8 55V54H6ZM5 55V56H6ZM16 56V54H14ZM26 55V54H25ZM39 57H41L40 55L41 54H38ZM37 55V56H38ZM43 56L45 54H42ZM55 55H49L50 58H53V56ZM66 55V54H64ZM80 55V54H79ZM145 55V54H144ZM188 55V54H187ZM218 55V54H217ZM241 55V54H240ZM28 56V54H27ZM36 56V54H35ZM52 56V57H51ZM63 56V55H62ZM68 56V54H67ZM105 56H107L105 54ZM110 56V55H109ZM142 56V55H141ZM150 56V55H149ZM192 56V54H191ZM212 56V55H211ZM214 56V55H213ZM12 56H10L11 58ZM23 57V56H22ZM29 57V56H28ZM46 59H47V55H45ZM43 57V58H45ZM66 57V56H65ZM116 57V56H114ZM118 57V56H117ZM121 57V56H120ZM140 57V56H139ZM180 57V56H179ZM193 57V56H192ZM202 57V56H201ZM221 57V56H220ZM244 57V58H245ZM9 58V57H8ZM15 58V57H14ZM13 58V59H14ZM30 58V57H29ZM35 58V57H34ZM64 58V56H63ZM80 58V57H79ZM119 58V57H118ZM145 58V57H143ZM173 58V57H172ZM180 58H183V56H181ZM185 58V56H184ZM219 58V57H217ZM215 59V62H217L218 59ZM247 58V57H246ZM16 59V58H15ZM14 59V61H15ZM23 59V58H22ZM22 59H19L22 61ZM28 58H26L27 60ZM32 59V58H31ZM49 59V58H48ZM61 59L60 58V62H61ZM112 58H110L111 60ZM116 59L117 61V58H114ZM171 59V58H170ZM186 59H188V56L186 57ZM196 59V57H195ZM198 59V58H197ZM220 59V58H219ZM242 59V58H241ZM11 60V59H10ZM18 60V59H16ZM36 60L37 57H36ZM36 60H30L35 62ZM41 60V59H39ZM43 60V59H42ZM55 60V62H57V58L53 59ZM65 60V59H64ZM62 60V61H64ZM79 60V59H77ZM120 59H118L119 61ZM140 60V59H139ZM142 60V59H141ZM172 60V59H171ZM194 60V59H193ZM192 58H190V61H193ZM199 60V59H198ZM221 60V59H220ZM248 60V59H245V61ZM3 61V59H2ZM44 61L45 59L42 61L43 65H44ZM48 61V60H47ZM50 61V59H49ZM105 61V60H104ZM121 61H124L121 60ZM128 61V60H127ZM189 61V59H188ZM196 61V60H195ZM194 61V62H195ZM223 61V60H222ZM239 61V60H237ZM4 62V61H3ZM17 62V61H16ZM19 62V61H18ZM28 62V61H27ZM52 62V61H51ZM50 62V63H51ZM53 61V65L49 66L51 67L52 69V66L56 65ZM67 62V61H66ZM178 62V61H177ZM214 62V61H213ZM221 62V61H220ZM226 62V60H225ZM224 62V64H225ZM26 63V62H25ZM24 63V64H25ZM29 63V62H28ZM129 63V62H127ZM133 63V62H132ZM192 63V62H191ZM196 63V62H195ZM223 64V62H221ZM227 63V62H226ZM229 63V62H228ZM40 64V62H39ZM60 64V63H59ZM65 64V63H64ZM125 64V63H124ZM170 64V63H169ZM207 64V63H206ZM214 64V63H213ZM212 64V65H213ZM217 64V63H216ZM233 64V63H232ZM16 65V64H15ZM22 65V64H21ZM29 64H27L25 67H27ZM38 65V63L36 64ZM43 65H40V66H43ZM48 65V64H47ZM46 65V66H47ZM63 65V64H62ZM61 65V66H62ZM108 65V64H107ZM111 65V64H110ZM116 65V64H115ZM114 65V66H115ZM126 65V64H125ZM132 66V64H130ZM166 65V64H165ZM192 65L194 66V63H192ZM221 65V64H219ZM219 65H216L219 67ZM31 66V65H29ZM34 69L32 68V70L36 71V68H35V64L33 65ZM45 66V65H44ZM43 66V67H44ZM112 66V65H111ZM114 66L112 68H114ZM118 66V64H117ZM120 66V65H119ZM191 66V64H190ZM209 66V64H208ZM222 66H227V65H221V68ZM5 67H7L5 65ZM16 67V66H15ZM22 67V66H21ZM48 67V66H47ZM47 67L46 68H43L42 67H39L38 70H44L46 71L47 70ZM64 67V65H63ZM162 67V66H161ZM228 67V66H227ZM3 68V67H2ZM18 68V67H17ZM24 68V67H23ZM61 68V67H60ZM65 68V67H64ZM111 68V69H112ZM119 69V67H117ZM173 68V67H172ZM220 68V67H219ZM26 69V68H25ZM29 69V67H28ZM115 69V70H114ZM113 70L116 71V68H114ZM162 69V68H161ZM1 70V69H0ZM57 70V69H56ZM61 70V69H60ZM63 70V69H62ZM109 70V68H108ZM156 70V69H155ZM164 70V69H163ZM162 70V71H163ZM233 70V69H232ZM10 71V70H9ZM22 71V70H21ZM25 71V70H24ZM27 71V70H26ZM25 71V72H26ZM30 71V70H29ZM40 71V72H41ZM53 71V70H52ZM158 71V70H157ZM216 71V72H215ZM236 71V70H235ZM24 72V73H25ZM32 72V71H31ZM43 72V71H42ZM42 72L40 74H42ZM56 73L58 71H55ZM120 72V71H119ZM122 72V71H121ZM160 72V71H159ZM164 72V71H163ZM162 72V73H163ZM27 73H30L27 71ZM34 73H38L37 71L34 72ZM56 73H53V74H56ZM109 73V72H108ZM111 73V72H110ZM125 73V72H124ZM137 73V72H136ZM165 73V72H164ZM6 74V73H5ZM44 74V72H43ZM42 74V75H43ZM49 74V73H48ZM59 74V73H58ZM115 74H118L117 71ZM140 74V72H139ZM31 77V73L29 74ZM36 75V74H34ZM33 75V76H34ZM47 75V74H46ZM45 75V76H46ZM112 75V73H111ZM122 75V74H121ZM125 75V74H124ZM132 74H130L131 76ZM5 76V75H4ZM3 76V77H4ZM11 76V75H10ZM23 76V75H22ZM28 76V75H27ZM37 76V75H36ZM49 75H47L48 77ZM52 76V74H51ZM142 76V75H141ZM164 75H161V77H163ZM26 77V75H25ZM24 77V78H25ZM50 77V76H49ZM54 77H57L56 75ZM108 77V75H107ZM115 77H120V76H117L115 75ZM123 77V76H122ZM139 77V76H138ZM137 77V78H138ZM37 79L39 78L38 76L36 77ZM42 77H40V83H41V80H43L42 84L43 86L45 85L44 83H46L47 81V78H46V81H44V79H41ZM53 78V77H52ZM121 78V77H120ZM143 78V77H141ZM11 79V78H10ZM58 79V77L56 78ZM55 79V80H56ZM109 81H110V78H108ZM115 79V78H114ZM117 79V78H116ZM163 79V78H162ZM171 80V78H169ZM28 81H32L35 80V78H33V80L31 79H27ZM26 80V81H27ZM39 80V79H38ZM38 80H37V86L39 85L38 84ZM52 80V79H51ZM49 80V81H51ZM54 80V79H53ZM52 80V81H53ZM125 80V79H124ZM123 80V83H125V81ZM131 80V79H130ZM129 80V81H130ZM135 81V79H133ZM138 81H140L139 79H137ZM142 80V79H141ZM167 80V79H166ZM165 80V82H166ZM9 81V80H8ZM12 81V80H11ZM21 81V80H19ZM25 81V80H24ZM29 81V85L28 87H30L31 83ZM119 81V79H118ZM117 81V83H118ZM132 81V80H131ZM136 81V82H138ZM54 82V81H53ZM114 82V81H112ZM111 82V83H112ZM127 82V81H126ZM179 82V81H178ZM177 82V83H178ZM9 83V82H8ZM35 83V81L33 82ZM49 83V82H48ZM120 83V82H119ZM128 83V82H127ZM19 84V83H18ZM25 84V83H24ZM41 84V85H42ZM47 84V83H46ZM52 84V82H51ZM114 84V83H113ZM130 84V83H129ZM133 82L132 84H130L131 86H133ZM140 84V83H139ZM145 84V83H143ZM17 85V84H16ZM14 85V86H16ZM116 85V84H115ZM123 85V84H122ZM166 85V83H165ZM2 86V85H1ZM9 86V85H8ZM20 86V84H19ZM33 84H32V88H33ZM40 87L39 89V94L41 95L40 92L43 93V91H46L45 93H47V86L50 87V85H47L46 87ZM112 86V85H111ZM114 86V85H113ZM128 86V85H127ZM126 86V88H127ZM120 87V85H119ZM140 87V86H139ZM143 87V86H142ZM159 87V86H158ZM166 87V86H165ZM163 87V89L165 88ZM7 88V87H6ZM14 88H17V87H14ZM31 88V87H30ZM29 88V89H30ZM39 88V87H38ZM118 88V87H117ZM122 88V87H121ZM125 88V89H126ZM133 88V87H132ZM131 88V89H132ZM136 88V87H135ZM161 88V86H160ZM4 89V88H3ZM2 89V90H3ZM9 88H7L6 91H8ZM28 89V90H29ZM116 90V88H114ZM119 89V88H118ZM128 89V88H127ZM126 89V90H127ZM142 89V88H141ZM1 90V91H2ZM12 90V88H11ZM10 90V94L13 96V92L15 93V91L17 90ZM32 91L34 90L31 89ZM139 90V89H138ZM157 90V89H156ZM0 91V92H1ZM35 91V90H34ZM33 91V93H34ZM134 91V90H133ZM160 91V90H159ZM163 91V90H162ZM28 92V91H27ZM30 92V90H29ZM52 92V91H51ZM50 92V93H51ZM128 92V91H127ZM142 92V90H141ZM140 92V93H141ZM32 93V92H31ZM31 93H27L28 96L29 94ZM37 93V92H36ZM36 93L35 95L33 96H36ZM49 93V94H50ZM123 93H125V91H123ZM134 93V92H133ZM158 93V92H157ZM162 93V92H160ZM165 93V92H164ZM9 95V93H7ZM163 94V93H162ZM181 94V93H180ZM182 94V95H183ZM1 95V94H0ZM38 95V94H37ZM44 95V94H43ZM41 95V96H43ZM48 95V94H47ZM115 95H116V92H115ZM121 95V94H119ZM131 95V93H130ZM134 95V94H133ZM161 95V94H160ZM159 97H162L161 100L165 99L163 98V96L161 95ZM181 95V96H182ZM4 98H2V102H3V99L6 100L7 96L4 94ZM126 96V93L125 95L123 96L125 98ZM128 96V95H127ZM137 96V95H136ZM1 97V96H0ZM9 97V96H8ZM15 97V95H14ZM29 97H32L29 96ZM28 97V98H29ZM116 97V96H115ZM120 97V96H119ZM151 97V96H150ZM164 97H167V96H164ZM183 97V96H182ZM11 99H14L13 97L10 96ZM33 98V97H32ZM30 98V99H32ZM35 98V97H34ZM34 98L32 99V101L34 100ZM41 98V97H40ZM128 98V97H127ZM130 98V96H129ZM139 98V97H137ZM158 98V97H157ZM25 99V98H24ZM38 99V98H37ZM121 99L122 101V97L119 98ZM126 99V98H125ZM252 99V98H251ZM264 99V98H262ZM261 99V100H262ZM28 100V99H27ZM39 100V99H38ZM46 100V99H45ZM166 100V99H165ZM8 101V100H7ZM21 102V99L18 100ZM25 101V100H24ZM31 101V100H30ZM50 101H53L52 99H50ZM117 101V100H116ZM120 102V100H118ZM171 101V100H169ZM257 101V100H256ZM256 101H254L255 103L253 104H256ZM12 102V101H11ZM9 102V103H11ZM19 102V103H20ZM26 102H29V101H26ZM44 102H47V101H44ZM131 102V101H130ZM145 102V101H144ZM163 102V101H162ZM161 102V103H162ZM185 102V103H186ZM228 102V101H227ZM5 103V102H3ZM13 103V102H12ZM16 103V101H15ZM34 105L37 106V104L35 102H33ZM38 103V102H37ZM49 103V102H48ZM47 103V104H48ZM114 103V102H113ZM116 103V102H115ZM165 103V102H164ZM186 103V104H187ZM240 102H238L239 104ZM247 103V102H245ZM7 104V103H6ZM4 105H0V126L4 125L7 120H8V117L6 115H4L5 111H6V107L9 105L7 104ZM18 102L15 104L16 106ZM22 104V102L20 103ZM27 103H25L26 105ZM29 104V103H28ZM44 104V103H43ZM46 104V103H45ZM51 104V102H50ZM53 104V103H52ZM51 104V105H52ZM55 104V102H54ZM99 104V103H98ZM97 104V105H98ZM104 104V103H103ZM133 104V103H132ZM160 104V102H159ZM11 105V104H10ZM14 105V104H12ZM31 105V104H30ZM30 105H29V109H30ZM33 105V104H32ZM40 105V104H39ZM105 105V104H104ZM110 105V103H109ZM116 105V104H113V106ZM118 105V104H117ZM120 105V104H119ZM123 105V104H122ZM122 105H121V108H122ZM126 105L128 106V104L126 103ZM131 105V104H130ZM145 105V104H144ZM170 105V104H169ZM247 105V104H246ZM22 106V105H21ZM55 106V105H53ZM126 106V107H127ZM132 106V105H131ZM147 106V105H146ZM230 106V105H229ZM249 106V104L247 105ZM257 106V105H256ZM14 107V106H12ZM20 107V106H18ZM33 107V106H32ZM38 107V106H37ZM44 107V105L42 106ZM41 107V109H42ZM52 107V106H51ZM107 106H105L106 108ZM112 107V105H111ZM110 107V108H111ZM115 107H118V106H115ZM142 107V105H141ZM145 107V106H144ZM246 107V106H244ZM250 107V106H249ZM264 107V106H263ZM21 108V107H20ZM23 108V107H22ZM28 108V107H27ZM36 108V107H35ZM47 108V107H46ZM102 108V107H101ZM108 108V107H107ZM109 108V109H110ZM114 108V107H113ZM170 108V106H169ZM188 108V107H187ZM196 108V109H197ZM237 108H240L239 106ZM243 108V107H241ZM16 109V108H15ZM40 108L38 110H41ZM45 109V108H44ZM49 109H51L49 107ZM103 109V108H102ZM100 109V110H102ZM112 109V108H111ZM115 109V108H114ZM118 109V108H116ZM125 111L127 110V108H124ZM135 109V107L133 108ZM132 109V110H133ZM144 109V108H143ZM142 108H139V109H135L137 111V115H136V120L135 121H132V123L130 124L132 127L130 129H132V133L131 135H129L128 137L124 138L123 139V142H122V145H123V151H124V154L122 156H118L117 158L115 157H109V154H108V150H106L109 146L108 144L105 145L106 143L104 144L103 147H100V148H97L96 150L93 148V145H94V142L96 143L97 140H95L94 142L92 141V138L87 136L82 139V142L81 144L77 145L75 144L78 140L75 136V140L76 141L74 144L77 145L76 147H73V148H70V149H67L64 150V151H61L59 149H56V148H49L47 151H42V152H36L35 155L32 154L33 157H31V161H33V163L28 167V171H24V170H19L20 168H17L15 170V172L9 174V175H0V264H212V263H200V261L198 263H195V259H191L193 261V263H189V256H188V253L192 250L189 251V248L193 247V243H194V240H197L198 242H201L203 241L204 239H208V240H212L214 241L215 243H219V241L221 240V238H223V235L225 233H227V221L230 222V217L231 216H228V214H224V212L220 213V211H222L220 209V211L218 212V210H216L219 206L218 204H213L215 207H217L215 209V211H209L206 207H204L206 205V203L204 201H206V199L203 201L205 203L204 206L200 205L199 204L201 203L200 200L198 204L197 203V200L196 203L194 204L193 202V199H189V195H187L188 199L187 201L185 200L186 198V195H184L185 197H183L184 201H186L185 203V206L184 208L182 209V206L178 207V205L172 200V197L176 195L173 194L172 190H171V183L172 181H169L171 178L167 172L168 169L164 170L165 168H167L165 166L164 169H161L160 167L156 166L153 163H145L146 165V168L150 171V174H151V181L152 182H155V184H153V189L154 190H158L160 191L159 192V195L161 194V196L163 195V198H162V202L161 204L158 203L157 207L153 206L151 202V200L148 199V196L147 194H144V198H142L141 201H143L145 204L146 202H149L147 204H151L150 206L151 207H145L146 205L143 203V202H140V204H143L145 205L144 207H140L139 210L135 209L136 210V213L135 216L133 215L132 217L130 216L129 212L131 211V215L132 213L135 211L132 212V208H130L129 206L131 205V203L129 202H132V205H133V201H135V204L138 205V201L139 199H137L140 195L138 193V190H139V187L137 186V183L131 181L132 179V176L134 174V172H132L131 170H135L133 167H132V163H131V160L132 159H136V154H137V151L140 150V148L142 146L145 145L146 143V140L144 139L143 137V131H146L145 128L143 127L144 124L147 122V117L143 115V110ZM148 109V108H147ZM194 109V108H193ZM234 109V108H233ZM249 109V108H248ZM259 109V108H258ZM12 110V109H11ZM19 110V108L17 109ZM47 112H48V109H46ZM53 110V109H52ZM56 110V109H55ZM55 110H53L52 112L53 113H57L58 112H54ZM98 110V109H97ZM108 110V109H107ZM120 110V109H119ZM143 110V111H142ZM224 110H225V107H224ZM253 110V109H252ZM10 111V110H9ZM13 111V110H12ZM21 109L17 112L18 114L20 113ZM32 111V109H31ZM30 111V112H31ZM111 110L107 111L108 113L110 112ZM115 111V110H114ZM117 111V110H116ZM134 111V110H133ZM132 111V112H133ZM135 111V112H136ZM149 111V109H148ZM164 111V110H163ZM228 111V110H226ZM230 111V110H229ZM233 111V110H232ZM236 111V110H235ZM234 111V114L236 115ZM249 111V110H248ZM254 111V110H253ZM257 111V110H256ZM16 112V111H15ZM15 112L13 115H15ZM22 112H24L22 110ZM27 112V109L25 110L24 113ZM29 112V110H28ZM27 112V113H28ZM34 112H35V109H34ZM36 112H39L36 110ZM44 112V111H42ZM47 112L45 114H47ZM51 112V110H50ZM61 112V111H60ZM103 112V111H102ZM101 112V113H102ZM121 112V110L119 111ZM123 112V111H122ZM146 112V111H145ZM150 112V111H149ZM148 112V113H149ZM194 112V111H193ZM242 112V111H241ZM263 112V111H262ZM16 113V114H17ZM41 113V112H40ZM62 113V112H61ZM106 113V112H105ZM115 113V112H114ZM126 113L128 114V110L126 111ZM196 113V112H195ZM222 113V112H221ZM231 113V112H230ZM229 113V114H230ZM238 113V112H237ZM240 113V112H239ZM245 113V112H243ZM247 113V112H246ZM250 113H253V112H250ZM258 113V112H257ZM264 113V112H263ZM9 114V113H8ZM11 114V113H10ZM35 114V113H34ZM39 114V113H38ZM42 114V113H41ZM56 114V115H57ZM103 114V113H102ZM122 114V113H121ZM130 114V113H129ZM133 114V113H132ZM131 114V115H132ZM146 114V113H144ZM150 114V113H149ZM213 114V113H212ZM241 114V113H240ZM255 114V113H253ZM12 115V114H11ZM10 115V116H11ZM12 115V116H13ZM19 115H22V114H19ZM36 115V114H35ZM43 115V114H42ZM48 115V114H47ZM51 115V114H50ZM101 115V114H100ZM123 115H125L123 113ZM201 115V114H200ZM209 114H207L206 116H208ZM11 116V117H12ZM25 116V114H24ZM29 116L32 117V115H30L29 113ZM52 116V115H51ZM72 116V115H71ZM148 116V115H147ZM151 116V115H150ZM234 116V115H233ZM241 116V115H240ZM20 117V116H19ZM26 117V116H25ZM38 117V116H37ZM41 117V116H40ZM43 117H48V116H44ZM53 117V116H52ZM55 117V116H54ZM53 117V118H54ZM69 117V116H68ZM83 117V116H82ZM104 117V114L103 116ZM125 117V116H123ZM131 117V116H129ZM134 117V116H133ZM221 117V116H220ZM236 117V116H235ZM247 117V116H246ZM254 116H252L253 118ZM16 118V117H15ZM50 120V117H48ZM149 118V117H148ZM214 118V117H213ZM216 118V117H215ZM214 118V119H215ZM233 118V117H232ZM18 119V118H17ZM21 119H24V118H21ZM37 119V118H36ZM45 120V118H42ZM57 119V117H56ZM61 120V118H59ZM58 119V121H59ZM72 119V118H71ZM90 119V118H89ZM100 119V118H99ZM105 119V117L103 118ZM124 119V118H122ZM132 119V118H130ZM217 119V118H216ZM222 119V118H221ZM256 119V118H254ZM13 120V119H11ZM27 120V119H26ZM34 120V119H33ZM40 120V119H39ZM54 122H55V119H53ZM52 120V121H53ZM126 120V119H125ZM125 120H124V123H125ZM227 120V123L228 122H231V121H228L229 119H226ZM236 120V119H234ZM257 120V119H256ZM254 120V121H256ZM23 121V120H22ZM21 121V122H22ZM29 121H32V120H29ZM69 121V120H68ZM102 121V120H101ZM156 121V119H155ZM213 121V120H212ZM218 121V120H217ZM264 121V120H263ZM27 122V121H26ZM36 122V120H35ZM44 122V121H42ZM47 122V119L46 121ZM99 122V120L97 121ZM120 122V121H118ZM131 122V120H130ZM225 122V121H223ZM247 122V120H246ZM29 123V122H28ZM32 123V122H31ZM52 123V122H50ZM58 123V122H57ZM56 122L53 124H57ZM70 123V122H69ZM73 123V122H72ZM82 123V122H81ZM96 123V122H95ZM122 123V122H121ZM214 123V122H212ZM219 123V122H218ZM232 123V122H231ZM262 123V122H261ZM25 124V123H24ZM23 124V125H24ZM48 124V122H47ZM94 124V122H93ZM91 124V126L93 125ZM123 124V123H122ZM120 124V125H122ZM129 124L126 123V125ZM216 124V123H215ZM221 125V123H219ZM234 124V123H233ZM243 124V123H242ZM14 125V124H13ZM22 125V123H21ZM44 125V124H43ZM46 125V124H45ZM74 125V124H73ZM102 125V124H101ZM101 125H99V127H101ZM228 125V124H227ZM247 125V124H246ZM256 125V124H255ZM258 125V124H257ZM36 126V125H35ZM51 126V125H50ZM95 126V125H94ZM98 126V125H97ZM117 126V125H116ZM119 126V125H118ZM128 126V125H127ZM213 126V124H212ZM215 126V125H214ZM234 126V125H233ZM232 126V127H233ZM237 126V125H236ZM263 126V125H262ZM7 127V126H6ZM20 127V126H19ZM49 127V126H48ZM54 128V126H51ZM59 127V126H58ZM56 127V128H58ZM73 127V126H72ZM211 127V126H210ZM228 127V126H227ZM231 127V128H232ZM238 127V126H237ZM244 127V126H242ZM250 127V126H249ZM248 127V128H249ZM28 128V127H27ZM35 128V127H34ZM75 128V127H74ZM98 128V127H97ZM230 128V125L229 127ZM236 128V127H235ZM241 128V127H240ZM247 128V127H246ZM252 128V127H251ZM260 127H258L259 129ZM11 129V128H10ZM16 129V128H13V130ZM32 129V128H31ZM40 129V128H39ZM38 128L36 130H39ZM42 129V128H41ZM49 129V128H48ZM63 129V127H62ZM62 129H60L59 131H61ZM100 129V128H99ZM129 129V131H130ZM211 129V128H210ZM225 129V127H224ZM223 129V130H224ZM2 130V129H1ZM12 130V129H11ZM10 130V132H11ZM12 130V131H13ZM18 130V129H16ZM22 130V129H21ZM24 130V129H23ZM22 130V131H23ZM47 130V129H45ZM52 130V129H50ZM217 130V129H216ZM215 130V131H216ZM220 130V129H219ZM229 130V129H228ZM245 130V129H244ZM21 131V132H22ZM25 131V130H24ZM42 131V130H41ZM55 131V130H53ZM58 131V132H59ZM73 131V130H72ZM82 131V130H81ZM84 131V130H83ZM98 131V130H97ZM126 131V129H125ZM128 131V130H127ZM205 131V129H204ZM211 131V130H209ZM5 132V131H4ZM8 132H9V128H8ZM7 132V133H8ZM14 132V131H13ZM17 132V131H16ZM19 132V130H18ZM17 132V133H18ZM37 132V131H36ZM52 132V131H50ZM50 136L52 133H50ZM57 132V134H58ZM68 132V130H67ZM78 131H76L77 133ZM166 132V131H165ZM169 132V131H168ZM206 132V131H205ZM221 132V130H220ZM226 132V131H225ZM234 132V131H233ZM240 132V130H239ZM259 132V130H258ZM12 133V132H11ZM40 133V132H39ZM56 132H54L55 134ZM70 133V132H69ZM83 133V132H82ZM87 133V132H86ZM85 133V134H86ZM126 133V132H125ZM129 133V132H128ZM201 133V132H200ZM255 133V132H254ZM25 134V133H24ZM23 134V135H24ZM31 134V133H30ZM47 134V133H46ZM127 134V133H126ZM212 134V132H211ZM220 134V133H219ZM218 134V135H219ZM223 134V133H222ZM229 134V133H228ZM233 134V133H231ZM238 135V133H236ZM253 134V133H252ZM251 134V135H252ZM256 134V133H255ZM11 135V134H10ZM14 135V134H13ZM60 135V134H58ZM57 135V137H58ZM74 135V134H73ZM81 135V134H80ZM91 136V134H89ZM95 135V134H94ZM94 135H93V138H94ZM120 135V134H119ZM118 135V137H119ZM125 135V134H124ZM128 135V134H127ZM235 135V134H234ZM260 135V134H259ZM38 136V135H37ZM53 136V135H52ZM62 136V135H61ZM69 135L66 136V139ZM78 136V135H77ZM84 136V135H83ZM82 136V137H83ZM208 136V135H207ZM211 136V135H210ZM222 136V135H221ZM14 137V136H13ZM31 137V136H30ZM40 137V136H39ZM43 137V136H42ZM56 137V135H55ZM55 137H53L55 139ZM163 137V136H162ZM219 137V136H218ZM224 137V136H222ZM228 137V136H227ZM232 137V136H230ZM239 137V136H238ZM253 137V136H252ZM258 137V136H257ZM15 138V137H14ZM19 138V137H18ZM22 138V136H21ZM24 138V137H23ZM27 138V137H26ZM29 138V137H28ZM51 138V139H53ZM60 138V136H59ZM70 138V137H69ZM72 138H74L72 136ZM79 138V137H78ZM96 138V136H95ZM208 138V137H207ZM245 138V137H244ZM243 138V139H244ZM251 138V137H250ZM11 139V138H10ZM31 139V138H30ZM43 139V138H42ZM41 139V140H42ZM48 139V138H47ZM50 139V140H51ZM53 139V140H54ZM65 139V140H66ZM98 139V138H97ZM121 139V137H120ZM199 139V138H198ZM212 137L209 139L211 141ZM228 139V138H227ZM241 139V140H243ZM259 139V137H258ZM0 140H2L3 142L7 141L8 138L6 135H4L3 133H0ZM14 140V139H13ZM33 140V139H31ZM40 140V142H41ZM64 140V141H65ZM208 140V139H207ZM208 140V141H209ZM213 140V139H212ZM233 140V139H232ZM234 140H235V137H234ZM249 140V138H248ZM261 140V138H260ZM12 141V140H11ZM18 141V140H17ZM25 141V140H24ZM35 141L36 138H35ZM34 141V142H35ZM45 141V140H44ZM57 140H55L54 142L56 143ZM63 141V140H62ZM63 141V142H64ZM116 141V140H115ZM200 141V140H198ZM204 141V140H203ZM202 141V143H203ZM47 142V141H46ZM58 142V141H57ZM80 141H78L79 143ZM109 142H110V139H109ZM114 142V140H113ZM215 142V140H214ZM212 142V143H214ZM234 142V141H233ZM248 142V141H247ZM12 143V142H11ZM14 143V142H13ZM17 143V142H16ZM31 143V142H30ZM44 143V142H43ZM48 143V142H47ZM60 143V141H59ZM66 143V142H65ZM101 143V144H103ZM112 142H110L111 144ZM117 143V142H116ZM124 143V144H123ZM167 143V142H166ZM201 142H199L200 144ZM204 143H207L204 142ZM211 143V142H209ZM221 143V142H220ZM245 143V142H244ZM249 143H250V140H249ZM248 145L251 147V143ZM253 143H256V142H253ZM3 144V143H2ZM9 144V143H8ZM28 144V143H27ZM40 144V143H39ZM62 144V143H61ZM60 144V145H61ZM64 144V143H63ZM69 144V143H68ZM67 144V145H68ZM71 144H72V141H71ZM73 144V145H74ZM231 144V143H230ZM258 144V143H257ZM11 145V144H10ZM33 145V144H32ZM35 145V143H34ZM50 145V144H48ZM59 145V146H60ZM100 145V144H99ZM112 145V144H111ZM110 145V146H111ZM114 145L115 143L112 145L113 148H114ZM205 145V144H204ZM207 145V144H206ZM210 147L211 145L208 144ZM215 145V144H214ZM224 145V144H223ZM227 145V144H226ZM237 145V144H236ZM246 145V147L248 146ZM256 145V144H255ZM40 146V145H39ZM65 145H63L64 147ZM118 146V144H117ZM202 146V144H200V147ZM213 146V145H212ZM218 146V145H217ZM239 146V145H238ZM237 146V147H238ZM244 146V145H243ZM248 146V148L250 149V147ZM253 146V145H252ZM259 146V145H257ZM2 147V146H1ZM9 147V146H8ZM32 147V146H31ZM51 147V146H49ZM68 147V146H67ZM106 147V148H105ZM121 147V145H120ZM208 147V146H207ZM209 147V148H210ZM253 147H256V146H253ZM251 147V148H253ZM11 148V147H10ZM28 148V147H27ZM171 148V147H170ZM212 148V147H211ZM217 148V147H216ZM20 149V148H19ZM26 149V148H25ZM34 149V148H33ZM39 149V148H38ZM65 149V148H64ZM118 149V148H117ZM204 149V148H203ZM203 149H200V151H204ZM213 149V148H212ZM215 149V147H214ZM224 149V148H223ZM222 149V150H223ZM233 149V148H232ZM256 149V148H255ZM7 150V149H6ZM120 150V149H119ZM122 150V149H121ZM208 150H211V149H208ZM217 150V149H216ZM228 150V149H227ZM240 150V149H239ZM247 150V148H245V151ZM254 150V149H253ZM253 150H248V151H251L253 152ZM215 151V150H214ZM213 151V153H214ZM220 151V150H218ZM224 151V150H223ZM222 151V152H223ZM230 151V149H229ZM246 151V152H248ZM259 151V150H258ZM4 152V151H3ZM18 152V151H17ZM30 152V150H29ZM171 152V151H169ZM205 152V151H204ZM204 152H202L204 154ZM211 151H209V155L211 154L210 153ZM221 152V151H220ZM220 152L217 153L216 151V154L218 155ZM228 152V151H227ZM227 152H225L227 154ZM237 152V151H236ZM239 152V151H238ZM249 152V153H251ZM264 152V151H263ZM24 153V152H23ZM26 153V152H25ZM27 153H28V150H27ZM120 153V152H119ZM162 153V152H161ZM201 153V152H200ZM207 153V152H206ZM205 153V154H206ZM229 153V152H228ZM254 153V152H253ZM257 153V152H256ZM2 154V152H0V155ZM11 154V152H10ZM13 154V153H12ZM215 154V156H216ZM220 154H223V153H220ZM219 154V155H220ZM224 154V155H226ZM230 154V153H229ZM232 154V153H231ZM230 154V155H231ZM240 154V152H239ZM9 155V154H8ZM120 155V154H119ZM212 155V154H211ZM245 155V154H244ZM250 155V154H249ZM248 155V156H249ZM2 156V155H1ZM13 156V155H12ZM16 156V155H15ZM201 156V155H200ZM208 156V155H206ZM221 156V155H220ZM243 156V155H242ZM252 156V155H251ZM250 156V157H251ZM203 157V156H202ZM211 157H214L211 156ZM224 157V156H223ZM222 157V158H223ZM227 157V156H225ZM224 157V158H225ZM250 157H246V159H250ZM2 158V157H1ZM9 158V157H8ZM27 158V157H26ZM167 158V157H166ZM204 158V157H203ZM218 158V157H215V159ZM222 158H220L222 160ZM228 159H230V157H227ZM232 158V157H231ZM253 158V157H251ZM258 158V157H256ZM209 160H206L207 162L209 163H212L213 161L210 159V157L208 158ZM213 159V158H212ZM226 159V158H225ZM233 159H236V158H233ZM238 159V158H237ZM245 159V158H244ZM15 160V159H13ZM23 160V159H22ZM25 160V159H24ZM205 160V159H204ZM210 160L212 162H210ZM217 160V159H216ZM216 160H214L216 162ZM240 160V159H239ZM242 160L241 159V163H242ZM253 160V159H251ZM5 161V160H4ZM10 161V160H9ZM162 161V160H161ZM185 161V160H184ZM205 161V163H207ZM220 161V160H219ZM217 160V165H219V162ZM223 161H228L227 159L226 160H222ZM263 161V160H262ZM19 162V161H18ZM160 162V161H159ZM179 162V161H178ZM188 162V161H187ZM221 162V161H220ZM221 162V164H222ZM230 162V160H229ZM228 162V163H229ZM234 162V161H233ZM232 162V163H233ZM236 162V160H235ZM249 162V161H248ZM251 162L253 161H250V165H251ZM256 162V161H255ZM6 163V162H5ZM158 163V162H157ZM156 163V164H157ZM201 163V161H200ZM225 163L228 167L229 165H232V163ZM245 163V162H244ZM254 163V162H253ZM16 164V163H15ZM160 164V163H159ZM203 164V163H202ZM214 166V162L212 163ZM236 165L237 167H239V165H237L236 163H233V165ZM247 164V163H246ZM10 165V164H9ZM22 165V164H21ZM211 165V164H210ZM212 165V166H213ZM223 165V164H222ZM220 166L218 168H221V170L224 168L223 166ZM256 165V164H255ZM254 165V166H255ZM259 165V164H258ZM256 165V166H258ZM7 166V165H5ZM17 166V165H16ZM174 166V165H173ZM183 166V164L181 165ZM192 166V165H190ZM200 167V165H198ZM203 166V165H202ZM201 166V167H202ZM206 166V165H205ZM245 167V164L243 165ZM253 166V165H252ZM251 166V168H252ZM3 167V166H2ZM9 167V166H8ZM24 167V166H23ZM21 167V168H23ZM162 167V166H161ZM172 167V166H171ZM189 167V166H188ZM208 167V165H207ZM211 167V166H210ZM223 167V168H222ZM231 167V166H230ZM237 167H233L232 166V169L234 171V168L236 169ZM250 167V166H249ZM12 168V167H11ZM10 168V169H11ZM176 168V167H175ZM196 168V167H194ZM205 167H203L202 169H204ZM209 168V167H208ZM213 167H211L212 169ZM229 168V167H228ZM228 168L226 170H228ZM242 168V167H241ZM248 168V166H247ZM247 168H245L244 170H246ZM8 169V168H7ZM131 169V170H130ZM173 169V168H172ZM182 169V168H181ZM189 169V168H188ZM200 169V168H199ZM207 169V168H206ZM217 169V168H216ZM230 169V168H229ZM255 169V168H254ZM252 169V171L254 170ZM259 169H262L259 167ZM171 170V169H169ZM185 170V169H184ZM198 170V169H197ZM205 170V169H204ZM220 169H218V171L216 172H219ZM238 170V168H237ZM243 170V168H242ZM256 170L255 169V175L251 176V177H256ZM230 171H232L230 169ZM232 171V172H233ZM241 171V170H239ZM238 171V172H239ZM249 171L250 169L248 170V174H249ZM260 171V170H259ZM263 171V170H261ZM5 172V170H4ZM182 172V171H181ZM184 172V171H183ZM192 172V171H191ZM200 172V171H198ZM207 172V171H206ZM205 172V173H206ZM215 170L214 172L212 171V173H216ZM222 173L225 172V168H224V171H221ZM219 172V173H221ZM231 172V174H232ZM254 172V171H253ZM250 171V173H253ZM9 173V172H8ZM172 173V172H171ZM185 173V172H184ZM195 173V171H194ZM193 173V175L195 176V174ZM201 173V172H200ZM204 173V174H205ZM211 173V172H210ZM221 173V174H222ZM229 173V172H228ZM244 173V172H243ZM246 173V171H245ZM175 174V172H174ZM181 174V173H180ZM190 174V173H189ZM218 174V173H217ZM217 174L216 177H217ZM227 175V173H225ZM224 174V175H225ZM231 174L227 175L226 177L229 178V176H231ZM177 175V174H176ZM175 175V176H176ZM197 175V174H196ZM206 175V174H205ZM223 175V174H222ZM223 175V176H224ZM234 175V173H233ZM236 175L240 176L239 173H237ZM245 175V174H244ZM243 175V176H244ZM251 175V174H249ZM259 174L257 173V176ZM262 175V174H261ZM174 176V178H175ZM181 176V175H180ZM188 176V175H187ZM209 176V173L208 175ZM213 177V175H211ZM210 176V177H211ZM219 176V175H218ZM237 177V179H239ZM242 176V177H243ZM185 177V176H184ZM199 177V176H198ZM201 177V176H200ZM215 177V178H216ZM221 177V175H220ZM233 177V176H232ZM234 176V180L236 181L237 179ZM242 177L240 178L242 180ZM247 177H250L247 175ZM170 178V179H169ZM182 178V177H180ZM191 178V177H190ZM196 178V177H195ZM205 178V177H204ZM225 178V176H224ZM223 178V179H224ZM251 179V180H254ZM257 178V177H256ZM262 180L263 177H261ZM173 179V178H172ZM197 179V178H196ZM210 179V178H209ZM213 179V178H212ZM211 179V181H212ZM221 179V178H219ZM233 179V178H232ZM231 179V180H232ZM239 179V180H240ZM248 179V178H247ZM248 179V181H249ZM258 180L260 178H257ZM257 179L255 181H257ZM191 180V179H190ZM189 180V181H190ZM205 180V179H204ZM218 180V179H217ZM225 180V179H224ZM221 181L222 183L224 182ZM228 180V179H227ZM230 180V179H229ZM233 180V181H234ZM243 180H246L244 179L243 177ZM183 180H181V183H182ZM188 181V182H189ZM193 181V180H192ZM208 181V180H207ZM205 181V182H207ZM216 181V180H214ZM220 181V180H219ZM248 181H246L248 183ZM260 181V180H259ZM257 181V182H259ZM150 182V184L152 183ZM195 182V181H194ZM201 181H199L198 183H200ZM217 182V181H216ZM229 182V181H228ZM231 182V181H230ZM239 182V181H238ZM244 182V181H243ZM252 181H250L251 183ZM184 183V182H183ZM191 183V182H190ZM196 183V182H195ZM209 183V182H208ZM215 183V182H214ZM213 183V186L215 185ZM218 183V182H217ZM216 183V184H217ZM220 183V182H219ZM221 183V184H222ZM236 183V182H235ZM246 183V184H247ZM249 183V185H251ZM255 183V182H254ZM252 183V185L254 184ZM176 184V183H175ZM179 184V183H178ZM177 184V185H178ZM185 184V183H184ZM193 184V183H192ZM197 184V183H196ZM204 184V183H203ZM206 184V183H205ZM220 184V185H221ZM225 184L229 185V183L226 182L225 180ZM241 184V183H240ZM239 184V185H240ZM245 182L243 184H241L242 186H244ZM173 185V184H172ZM177 185H173V186H176ZM219 185V186H220ZM237 184H235L234 186H236ZM249 185L247 187H249ZM261 186V188H259L258 186ZM151 185H149V190H152L150 187ZM197 186V185H195ZM210 186V184H209ZM234 186H232V188L234 189ZM246 186V185H245ZM244 186V188H246ZM256 186V185H255ZM200 187V185H199ZM204 187L206 188V186L204 185ZM230 187H231V184H230ZM228 187V188H230ZM239 187V186H238ZM236 186V188H238ZM253 186H251L252 188ZM258 187V190H261L264 188V186L259 183L257 184ZM263 187V188H262ZM175 188V187H174ZM185 188V187H184ZM188 188V187H186ZM201 188V187H200ZM209 188V187H208ZM207 188V189H208ZM231 188V189H232ZM235 188V189H236ZM241 188V187H240ZM250 188V189H251ZM195 189V188H194ZM204 189V188H203ZM227 189V188H225ZM249 189V188H248ZM257 188H255L254 191H256ZM147 190V191H149ZM202 190L199 189V191ZM211 190V188H210ZM238 190V189H237ZM235 191V192H238V191ZM240 190V189H239ZM177 191V189H176ZM182 191V190H180ZM184 191V190H183ZM189 191V189H188ZM187 191V192H188ZM191 191V190H190ZM203 191V190H202ZM209 191V190H207ZM207 191L204 190V193H206V196L207 195ZM216 191V189L214 190ZM213 191V192H214ZM227 191V190H225ZM230 191V190H228ZM232 193H235L233 192V190H231ZM245 191V189H244ZM253 191V188L252 190ZM142 192V191H141ZM146 192V191H145ZM150 192V191H149ZM148 192V193H149ZM153 192V191H152ZM156 192V191H154ZM192 192H193V189H192ZM191 192V193H192ZM195 192L197 193V191L195 190ZM210 194L213 193L211 191H209ZM246 192V191H245ZM244 192V193H245ZM260 191H257L255 192L254 194L257 196V200L261 199L262 201L264 200V196L261 194L263 192H260ZM183 193V192H182ZM180 193V194H182ZM189 193V192H188ZM195 193V195H196ZM199 193V192H198ZM203 193V192H202ZM239 193V192H238ZM157 194V193H156ZM173 194V196H172ZM178 194V193H177ZM186 194V193H185ZM201 194V193H199ZM222 194V193H221ZM220 193L215 195L216 197L214 198H217L218 195H221ZM226 194V193H225ZM231 193H229L230 195ZM240 194V193H239ZM251 195H253V193H250ZM191 195V194H190ZM195 195L194 193L191 195V196H194V199H195ZM203 195V194H202ZM224 195V194H223ZM232 195V194H231ZM243 195V194H242ZM249 195V193H248ZM142 196V197H143ZM151 196V195H150ZM177 196V195H176ZM176 196L174 198H176ZM179 196V194H178ZM182 195H180L181 197ZM198 196V195H197ZM200 196V195H199ZM204 196V195H203ZM212 196V195H211ZM214 196V195H213ZM228 196V195H227ZM234 196V194H233ZM233 196H231V198H233ZM155 197V196H154ZM202 197V196H201ZM226 196L224 195V200L226 199L225 198ZM236 197V196H235ZM238 197V195H237ZM236 197V198H237ZM241 197V196H240ZM240 197H238V199L234 200V203H238L236 201H239ZM252 197V196H251ZM141 198V196H140ZM153 198V197H152ZM151 198V199H152ZM160 198V197H158ZM179 197H177V200H178ZM199 198V197H198ZM213 198V199H214ZM229 200L230 198L227 197ZM245 198V197H244ZM259 198V199H258ZM138 201H137V200ZM180 199V198H179ZM201 199V198H200ZM209 200V198H207ZM218 199V198H217ZM227 199V200H228ZM243 199V197H242ZM155 200V199H154ZM153 200V201H154ZM176 200V199H175ZM176 200V201H177ZM202 200V199H201ZM212 200V198H211ZM210 200V202H211ZM222 199H218L217 201H220ZM225 200V201H227ZM156 201V200H155ZM159 201V200H158ZM214 201V200H213ZM224 201V202H225ZM241 201V200H240ZM261 201V202H262ZM137 202V203H136ZM180 204L182 203V201H180ZM202 202V203H203ZM209 202V201H208ZM216 202V201H215ZM214 202V203H215ZM223 202V204H224ZM229 202V201H228ZM233 202V201H232ZM248 202V201H247ZM264 202V201H263ZM212 203V202H211ZM231 203V201H230ZM229 203V204H230ZM240 203V202H239ZM242 203V202H241ZM253 203V202H252ZM257 203V202H256ZM255 203V204H256ZM154 204V203H153ZM232 204V203H231ZM250 204V203H249ZM155 205V204H154ZM209 205V204H207ZM221 205V204H220ZM228 205V203H227ZM235 205V204H232V206ZM223 206V205H222ZM253 206V204H252ZM258 206V205H257ZM94 208L93 210V214H92V217H89V215H86V213H88V209L90 208ZM132 207V206H131ZM135 207V206H133ZM139 207V205H138ZM214 207V208H215ZM220 207V206H219ZM237 207V206H236ZM235 207V208H236ZM137 208V207H136ZM223 208V207H222ZM226 208V207H224ZM230 208V207H229ZM233 208V207H231ZM230 208V210H231ZM240 208V207H239ZM251 208V207H250ZM253 208V207H252ZM255 208V207H254ZM259 208V207H258ZM185 209V210H184ZM219 209V208H218ZM234 209V208H233ZM237 209V208H236ZM243 209V208H242ZM249 209V207H248ZM90 210V211H92ZM214 210V209H213ZM224 210V209H223ZM229 210V211H230ZM245 210V209H244ZM89 211V212H90ZM94 211H95V214H94ZM228 211V210H227ZM239 210H237L236 213H238ZM241 211V210H240ZM239 211V212H240ZM252 211V210H251ZM232 212V210H231ZM234 212V211H233ZM247 212V211H246ZM92 213V212H91ZM244 213V212H243ZM248 213V212H247ZM251 213V212H250ZM260 213V212H259ZM90 214V213H89ZM235 214V213H234ZM231 215V214H229ZM233 215V214H232ZM241 215V214H240ZM88 216V217H87ZM238 216V215H236ZM234 216V217H236ZM244 216V215H242ZM250 216V214H249ZM261 217V216H259ZM251 219V218H250ZM257 219V218H256ZM236 220V219H234ZM240 220H241V217H240ZM244 220V219H243ZM255 220V219H254ZM260 220V219H259ZM237 221V220H236ZM256 221V220H255ZM261 221V220H260ZM264 221V220H263ZM227 222V223H226ZM235 222V221H234ZM240 222V221H239ZM248 222V221H246ZM233 223V222H232ZM232 223L230 225H232ZM236 223V222H235ZM243 223V222H241ZM257 223V221H256ZM258 224V223H257ZM238 225V224H237ZM241 225V224H240ZM243 225V224H242ZM241 225V226H242ZM253 225V224H252ZM251 225V226H252ZM259 226V225H258ZM263 226V224H262ZM238 227V226H236ZM236 227L234 226V229H236ZM246 226H244L245 228ZM248 227H249V224H248ZM253 227V226H252ZM232 228V227H231ZM239 228V227H238ZM250 228V227H249ZM249 228H246V229H249ZM258 228V227H257ZM264 228V227H263ZM245 231H248L246 230ZM252 229V228H251ZM250 229V230H251ZM235 231V230H234ZM241 231V230H240ZM243 229V232L246 233ZM264 231V230H263ZM242 232V231H241ZM229 233V232H228ZM234 233V232H232ZM237 233V231H236ZM251 234V232H249ZM257 233V232H256ZM230 234V233H229ZM228 234V235H229ZM239 234V233H238ZM242 234V233H240ZM248 234V233H247ZM255 234V233H254ZM262 234V233H261ZM236 235V234H235ZM244 235V234H243ZM249 235V234H248ZM247 235V236H248ZM225 236V235H224ZM246 236V235H245ZM263 236V235H262ZM261 236V237H262ZM240 237V236H239ZM242 237V236H241ZM256 237V236H255ZM260 237V240L262 239ZM85 238L87 240H85ZM231 238V237H230ZM234 238V236H233ZM244 238V237H243ZM247 238V237H246ZM250 238V237H249ZM227 239V238H226ZM248 239V238H247ZM255 239V238H254ZM244 240V239H242ZM241 240V242H242ZM257 240V239H255ZM83 241H87V246H89V251H85L83 249H80V247H83V246H79L81 245V242ZM222 241V240H221ZM236 241V240H234ZM249 241V240H248ZM253 241V240H252ZM196 242V241H195ZM210 242V241H208ZM239 242V241H238ZM237 242V243H238ZM251 242V241H250ZM202 243V242H201ZM201 243H198V244H201ZM254 243V242H252ZM82 244H85V243H82ZM197 244V243H196ZM203 244V243H202ZM207 244V243H206ZM205 244V245H206ZM209 244L212 245V243L210 242ZM220 244V243H219ZM228 244V243H227ZM236 243L232 244V247L233 245H235ZM246 244V243H245ZM218 245V244H216ZM241 246V244H239ZM239 245L237 244V246L239 247ZM248 245V244H247ZM251 245V243L249 244ZM256 245V244H255ZM258 245V244H257ZM196 246V245H195ZM195 246L193 248H195ZM207 246H210L207 244ZM224 246V244H223ZM236 246V247H237ZM252 246V245H251ZM254 246V245H253ZM201 247V246H200ZM215 247V246H214ZM230 248V246H228ZM244 247V246H243ZM242 247V248H243ZM248 247V246H246ZM85 248V247H84ZM87 248V247H86ZM199 248V247H198ZM203 248V247H202ZM202 248L200 250H202ZM212 248V247H211ZM209 249V250H212V249ZM219 248V247H218ZM221 248V247H220ZM240 248V247H239ZM250 248V247H249ZM252 248V247H251ZM256 248V247H255ZM196 249V248H195ZM235 252L236 253V248H234ZM264 249V248H263ZM261 249V252L262 250ZM199 250V249H198ZM204 250V249H203ZM207 250V249H206ZM205 250V251H206ZM217 250V248H216ZM230 250V249H229ZM228 249L226 251H229ZM239 250H242V249H239ZM197 251V250H196ZM195 251V252H196ZM204 251V252H205ZM219 251V250H218ZM223 251V250H221ZM245 251H246V248H245ZM253 251V249H252ZM201 252V251H200ZM199 252V253H200ZM203 252V253H204ZM211 252V251H210ZM238 252V251H237ZM241 252H244V249L243 251ZM239 252V253H241ZM249 252V251H248ZM248 252L246 251L247 255H248ZM260 252V251H259ZM260 252V253H261ZM191 253V252H190ZM193 253V252H192ZM214 253V252H213ZM217 253V251H216ZM219 253V252H218ZM221 253V252H220ZM223 253V252H222ZM232 253V252H231ZM233 253V255H234ZM238 253V254H239ZM245 253V254H246ZM256 253V252H255ZM194 254V253H193ZM201 254V253H200ZM210 254V253H208ZM207 254V255H208ZM257 254V253H256ZM263 254V252H262ZM204 255V254H203ZM215 256L217 254H212V256ZM221 255V254H220ZM224 255V253H223ZM226 255V254H225ZM224 255V256H225ZM250 257L251 254H249ZM253 256L255 254H252ZM201 256V255H200ZM210 256V255H209ZM229 256V255H227ZM244 258H245V255L243 254ZM191 257V256H190ZM204 257V256H202ZM231 257V255H230ZM235 257V256H234ZM238 257V256H237ZM242 257V256H241ZM249 257V256H248ZM257 257V256H256ZM261 257V256H260ZM207 258V256L205 255V259ZM233 258V256H232ZM263 258V256H262ZM211 259V256L210 258ZM217 259V258H216ZM229 259V258H228ZM238 258L234 259V260H237ZM256 259V258H255ZM214 260V257L213 259ZM230 260V259H229ZM229 260H227L229 262ZM239 260V259H238ZM259 261V259H257ZM256 260V261H257ZM208 261V260H207ZM217 261V260H215ZM224 261V260H223ZM240 261V260H239ZM243 261V260H241ZM247 261V260H246ZM249 261V260H248ZM257 261V262H258ZM262 262V260H260ZM206 262V260L204 261ZM210 262V260H209ZM225 262V261H224ZM232 262V261H231ZM234 262V261H233ZM245 262V259L244 261ZM251 262V261H250ZM261 262L259 264H261ZM216 263V262H215ZM221 263V262H220ZM230 263V262H229ZM235 263V262H234ZM214 264V263H213ZM223 264V263H222ZM225 264V263H224ZM233 264V263H232ZM239 264V263H238ZM246 264V263H245ZM250 264V263H249ZM255 264V262H254Z\"/></svg>",
	"mask_w": 264,
	"mask_h": 264
}]
</instances>
